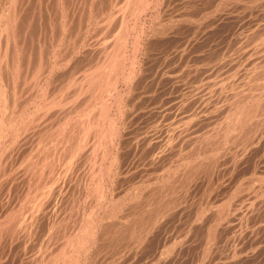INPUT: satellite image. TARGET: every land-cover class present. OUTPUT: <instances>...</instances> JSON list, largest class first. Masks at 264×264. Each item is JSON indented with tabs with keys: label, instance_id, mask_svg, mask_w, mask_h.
I'll use <instances>...</instances> for the list:
<instances>
[{
	"label": "rangeland",
	"instance_id": "obj_1",
	"mask_svg": "<svg viewBox=\"0 0 264 264\" xmlns=\"http://www.w3.org/2000/svg\"><path fill=\"white\" fill-rule=\"evenodd\" d=\"M22 2H23L22 7H23L24 13L28 12L29 14H26V13H25L26 15L22 14L23 16H22L21 20L23 22H21V20L19 21L20 23H23L21 25L22 26L26 25L25 23H27L28 20H30L29 22H31V24L34 26L36 25V23L38 25V22H39V25L35 26V27L36 28L39 27L40 30L45 28L46 30L44 29L43 31H46V33L45 32L43 33L42 30H41L42 32L41 31L39 32V29H36V31L38 30V32H36L37 34L34 31L32 33L30 30H28L25 33V36H23V35L18 36L17 35V37L15 39H19V44L23 43L21 48H24V49L20 50L21 56L24 55L23 54L24 52H25V56H26V58L24 56L21 57L20 53H19L18 57L19 58L21 57V59H19V60L21 61L22 58L24 57V59H26V60H24L25 62L29 61V59H30L29 54L31 52V48H32L34 42H36L35 45H37V43L40 41L39 42L40 47L42 46L41 43H43V42H44V44H47V45H44L46 47H43V48H45V49H43V51H45L44 52L45 54H46V50L50 48V43H52L51 49L53 48L54 51L51 54V56L46 55V59H45L44 53L42 52L43 53L42 58H44V59L41 58L40 61H42L43 64L41 62L40 67L43 70L39 71V77L36 79H39V81H42V84L43 85L46 84L47 87L51 86L50 88L48 87V89H47V87L45 85L44 86L45 88L42 89L43 93L47 89L48 92L51 91L50 94L51 93L53 94V92H52V91H54L53 89H56L54 91V94L56 96L54 97L53 96L54 94L53 95L51 94L52 96L50 97L51 100H49V102L53 101V103H50L48 105V107H51L52 104L54 106L52 105V107L50 108L51 109L50 113H49V110L47 113L46 106L44 107L46 109H42L43 106H41L42 102H40V101L43 100L42 98H43V96H45V94L42 95L43 93H42L41 89H38L36 86L34 87V85H32V82L22 83L24 85H22L20 82H17V84H19V88L17 86H16V88H17V91L18 90L20 91L17 93V99L19 101H21L20 104H23L26 101V103H25L26 109H28L26 111V113H28L29 110L31 112H30V115L28 116L29 119L26 118L24 113L21 114V116L15 115V116H17L16 119H18V121L22 120L21 122L23 123V127H21L20 125L18 126L19 131H17V136H18V134H19V136L15 137L16 140L14 139V142L10 141V140H9L10 141L9 142L3 136L4 140H6V141H5V144L3 146L1 145L2 146L1 149L3 148L5 150L4 151V157L5 158L7 157L5 159L7 161V162L5 161L6 162L5 164L8 168H9V165H11V167H13V168H16L14 165L17 166V163H19L20 160L23 158V157L21 158V156H24V154L27 152L26 149L29 150V148H30V147L26 148L24 146L34 145L36 143L35 141H37V139L40 142L38 144V146L41 148L43 147L44 149L47 150V147H48L47 143L48 142L44 141V143L46 142V144H43L42 139L40 137H38V134L42 130L46 131V129H47V131H49V130L54 131L53 129H55L56 130V131H54L55 133L51 134V138H55L54 144H53V141L51 143L52 145L49 143L50 148L54 147V150H55V151L53 150V154H54L53 158L55 159L54 164H56L55 162H57V161H58L57 163H59V159L61 160L59 164H62V163L64 164L66 161H68V163H69V162H71L70 158L72 157V163L71 164H75V166L74 165L72 166L71 164L69 165L68 163H67L68 165H66V166L67 167L72 166L73 168H70V169H72L74 171H71V172L72 173L74 172L76 174H74V173L72 174L71 172H69L70 171L69 168L67 170L66 169L67 167L64 166L65 168L61 169V171H62V173H60L61 176L58 173H57L58 175L57 174L55 175V176H58L56 178V181L58 183H60L59 185H58V183L56 186L54 185L56 187V189L58 190V191L55 190V187H54L55 192H54L53 196L55 199L52 196L53 200H52V198H51L52 201L49 200L51 203L47 202L46 205L42 206L43 208L42 207L40 208L39 214L41 216L38 215V220H37V223L35 226V232H34V234H36V235H33V238H32V236L28 237L27 235H29V234L24 236L23 239L26 241L24 243V246L20 240H19L20 244L17 243L18 239H15L16 241H14L16 244L13 241L11 242L12 243L11 244L10 238H9L10 235L7 236L8 230L4 229L5 230V232H4L0 228L1 229L0 235L2 236V237H0V239H1L0 244L2 243L1 244L2 247H0V256L2 257V258L0 257L1 262H3L4 264H8V261L11 260V261H9L10 262L9 264H27V259L30 257L31 260H29L30 258L28 259V264H30V263L34 264L33 262L36 261L35 257L33 256L35 254L34 250L36 252V247L38 246L40 239L43 236V234H46L43 236L45 240L43 238H42L43 240L41 239V241L43 243L40 242V244H39L40 246L38 248H40L42 246V244H43L42 248L44 246H46V242L48 241L49 238H51V239H49V242H47V243H51V242L53 243L54 241L58 240V239H56L58 237L60 241L58 240L57 242H54V244H56L58 242L59 243L62 242V240H64V241L67 240L70 236L71 237L68 240L71 239L69 242L72 241L71 242L72 246L70 245L69 242H68V244L71 247H73V246L78 247L79 245L77 244L78 243L77 240H78V237H80L79 235L82 232L81 233L78 232L76 222L77 223H81V222L84 223L85 220H88L90 218V214L94 213L93 215L95 216V218L97 219L99 217L98 220L101 221L98 223V224H100L99 225L100 230L99 231H97L96 229L95 230L97 232L101 231L102 234L101 233L95 234V239H96V237H98L96 235H100L98 237L97 241L94 240V241H96L95 244L90 243L91 244L90 246L85 245V246H83V248L81 246V248L83 250L81 249L78 253L80 254V252L86 250V251H84V257L86 255L85 264H87V263L88 264H91V263L92 264H99V263L100 264H114V263L115 264L116 263L117 264H197V263L198 264H209V262H210V264H264V201H263L264 191H262V189L264 190V185H263L264 184V145H263L264 144V138H263L264 137L263 136L264 135V122H262V121H264V84H263L264 83L263 82L264 81V74H263L264 73L263 72L264 71V67H263L264 66V64H263L264 63V44H263L264 28L262 27V26H264L263 25L264 24V14H262V13H264V3H263L264 0H262V1L261 0H256V1L255 0H53V1L52 0H44V2L42 0H38V1L37 0H23ZM9 3H10V0H0V5L2 7H8L7 4H9ZM38 3H40L41 10H38ZM50 3H51V5H49ZM260 3L263 5H261ZM132 4L135 7L134 6L132 7ZM253 4H254V6H253ZM245 6H247V7H245ZM116 8H117V10H116ZM132 9H133V11H132ZM242 9H243V11H242ZM49 11H51V12H49ZM62 11H65L67 14L66 13L64 14V12H62ZM260 11H262V12H260ZM110 12H111V14H109ZM31 13H33L34 16ZM38 13L39 14L41 13L40 14L41 16H39ZM123 13H125V14H123ZM30 14L33 16V19L30 18V17H32ZM61 14L63 15L64 18L61 16ZM65 15H66V17L67 16L68 17L65 18ZM256 16H258V17H256ZM35 17H37L38 19ZM39 17L42 19H44V18L48 19L49 18L48 19L49 21L47 19H46V21H44L45 20L44 19L42 21L43 23H41L40 20H42V19H39ZM60 17H62V18H60ZM28 18H30V19H28ZM51 18H53V19H51ZM255 19H257V20L255 21ZM252 20H253V24H251ZM60 21H61V26L62 25L65 26L67 23L66 21L70 22V23H67L69 25H66L64 27L65 30L69 27L67 30H69L70 33L67 30L65 31L63 29V27L60 26V24H59ZM34 22H35V24H34ZM48 22H49V24H48ZM106 23H107V25H106ZM255 23H257L256 26H252ZM40 24L44 25L43 28ZM259 25L260 26L262 25L261 28H259L260 27ZM40 26H41V28H40ZM46 26H47V28H46ZM20 28L18 27L15 34H20V32H21ZM24 28L25 27H23V29ZM51 28L54 32H57V33H54L52 30H50L51 32L54 33V34L50 33L54 36V38L52 37L54 40V43L51 42L52 38H50V37L52 35H50V34H49L50 36L47 35L50 32L49 29H51ZM61 28L63 29V31ZM256 29H258V30H256ZM260 29H262V30H260ZM47 30L49 32H47ZM119 30H120V32H119ZM255 30H256V32H255ZM18 31H19V33H17ZM71 31H73V32H71ZM259 31H260V33H259ZM66 32L69 34H66ZM253 32L255 35L253 34ZM27 33H29L28 36L26 35ZM34 33L37 36H34ZM40 34H42L44 37L46 34L49 37L48 39H50L49 42H48V40H45L47 38V36H46V38H43V36L42 35L40 36ZM58 34H60V37ZM70 34H71V36H70ZM113 35H114V37H113ZM261 36H262V41H261ZM23 37H25V39ZM66 37L68 39L70 37L71 38L68 40V39H66ZM250 37H252V38H250ZM55 38L58 40V42H55V41H57V40H55ZM112 38H113V40H112ZM118 38H120L121 40H118ZM28 39H30V40L32 39L31 40L32 44L30 43L31 41L28 42ZM23 40H24V42H22ZM67 41H69V42H67ZM108 41H110V42L108 43ZM27 43H29L30 45H27ZM53 44H55V45L53 46ZM37 46L39 47V44ZM37 46H35V47H37ZM69 47H70V49H69ZM256 49H258L259 51L258 50L256 51ZM25 50L26 51L29 50L30 52L29 51L26 52ZM32 51H34V50L32 49ZM58 52H60V54ZM104 52L105 53L107 52V53L105 54ZM26 54H28V55H26ZM63 54H64V56H63ZM65 54H67V55H65ZM110 56H111V59H110ZM99 58H101V59H99ZM250 58H252V59H250ZM48 59H50V62ZM102 59L105 62H100V61H103ZM65 60H66V62H65ZM44 61L47 62L46 65H45ZM110 61H112V62H110ZM48 63L51 64V66ZM100 63L102 64V66L99 65ZM113 64H114V66H113ZM129 66L131 69L129 68ZM48 68H51L50 71H48V73L50 72L49 74L46 73L47 72L46 70ZM82 68L86 69V70H83ZM114 68H116V70ZM215 68H217V69H215ZM240 68H241V70H240ZM113 69H114V71L112 72ZM87 70H89V72ZM93 70L94 71L98 70L99 74H97L98 72L96 71V74L94 76L93 73H95V72ZM221 70H223V71L221 72ZM28 72H29V70H28ZM81 72L84 76L82 74H80ZM29 73H31V72H29ZM85 73L87 75H89L90 77L85 76L86 75ZM90 73H92L93 76ZM254 74H256V76ZM67 75H68V77L65 78V76H67ZM79 75H81L82 77ZM96 75L97 76L100 75V76H98V78H96L97 77ZM40 76H42L41 80H40ZM44 76L46 78L48 77V79H46ZM125 76H126V78H125ZM132 76H134L133 79H132ZM219 76H221V77H219ZM262 76H263V78H262ZM21 77H22V75L20 76V80L22 79ZM55 77H56V79H55ZM71 77H72L73 81L71 80ZM30 78H34V77L31 76ZM61 78H63V79H61ZM69 78H70V81H69ZM82 78H83V80H86V82H84L85 84H82L83 83ZM219 78H221V79H219ZM42 79L43 80L45 79L46 82L44 83L45 80L43 81ZM64 79H65V81H64ZM88 79H90V80H88ZM95 79H96L97 84L95 82ZM248 79H249V82H248ZM27 80H30V79H27ZM79 80H82L81 81L82 83H79L80 82ZM31 81H32V79H31ZM47 81H48V83H47ZM50 81L52 84L49 83ZM255 81H258V82H255ZM61 82H64L65 84H63ZM113 82H115V83L113 84ZM66 83H70V84L73 83V85L66 84ZM53 84L54 85L58 84V85L53 86ZM59 84H62L63 86L66 87V88H64V90L67 89V87L69 88V90L68 89H67V91L65 90L66 92L62 91L63 87L60 88L62 85L60 86ZM79 84H80V86L82 85V87H84L82 89L83 91L79 89V87H80ZM90 84L93 85L92 86L93 88L91 87ZM94 84H96V85H94ZM68 85H70V86H68ZM76 85L79 86L78 89L82 93L78 94L80 91H77L78 89L76 90V88H77ZM253 85H255L256 87ZM22 86H23V88H22ZM52 86H53V88H52ZM57 86H59L60 89ZM104 86H105V88H104ZM257 86H259V87H257ZM135 87H136V89H135ZM32 88H33V91H31ZM95 88H97V89H95ZM190 90H192V92ZM30 91H31V93H30ZM56 91H58L60 94L55 93ZM76 91H77V93H76ZM89 91L90 92L94 91V92L90 93ZM243 91H244V93H243ZM260 91H262V92H260ZM32 92H34V93H32ZM83 92H84V94H83ZM233 92H234V94H233ZM236 92H238V93H236ZM61 93L63 94V96ZM96 93H97V95H96ZM201 93L203 94V96ZM227 93H229L230 95ZM247 93H248V95H247ZM30 94L32 96L35 95L36 99L31 98ZM111 94L113 96H116V97L114 98ZM115 94H118V96ZM57 95L59 97H57ZM79 95H81V96H79ZM94 95H96V96H94ZM92 96H94V97H92ZM228 96L231 99L230 101H228V99H229ZM237 96L239 99H241V101L238 98L237 99L235 98ZM52 97H54L55 99L57 98L58 103L62 104L61 105L62 107H63V103H64L63 101H65V99L67 97H68V100L70 98L69 102H67L68 100L66 99V101H65L66 104L64 103L65 106L67 104H69V106L66 107L67 109L64 108L67 111L64 109H63V111L60 110L62 107L60 105H58L59 106L58 107L56 105L57 100L54 101V98L52 100ZM71 97H73V98H71ZM79 97H80V99H78ZM217 97H218V99H217ZM243 97H244V99H243ZM255 98H256V100H255ZM61 99H62L63 103L61 102ZM87 99H88V101H87ZM260 99L262 101H259ZM18 100H17V102H19ZM71 100H73V101L71 102ZM45 101H46V99H45ZM75 101H77V103ZM225 101H227L226 104L224 103ZM97 102H99V103H97ZM235 102L237 104L241 103L243 106H241V104L240 105L239 104L234 105ZM252 102H253V104L256 102V107H255V104L254 105L252 104ZM185 103H187V104H185ZM214 103H216V104H214ZM227 103L228 104L233 103V104L228 105ZM222 104H223V107L220 108L222 106ZM28 105H29V107H28ZM72 105H73V107H71ZM108 105L110 108L107 107ZM213 105L215 107H212ZM250 105H251V108L255 112L250 107H248ZM252 105H253V107H252ZM18 106L19 105L17 104L15 106V109H18L17 108ZM91 106H95V110L93 109L94 107L91 108ZM235 106H237L238 110L236 109ZM240 106L242 107V109L239 110V108H241ZM89 107H90V109H89ZM232 107L235 109H233ZM254 107H255V109H254ZM37 108H38V112L36 111ZM39 108L42 109V111L43 110L46 111V116L48 117V121H47V117L44 116V114H45L44 111H43L44 113L42 111H40V114L43 113L42 115L37 114V113H39ZM58 108H60V109H58ZM219 108L222 110H219ZM243 108H245V109L247 108V109L245 110ZM81 109H83V110H81ZM224 110L225 111L229 110V112H232L233 114L235 113L234 114L235 116L233 115L231 118H229L228 122H227L228 112L225 113ZM241 110H244V111L241 112ZM247 110L250 112H252V111L253 112L250 113ZM187 111H188V113H187ZM223 111H224V113H223ZM245 111H246V113L244 114ZM58 112L60 114H58ZM63 112H64L65 116L69 117V119H67V117L66 118L64 117L66 119V122L64 120L65 125L63 123V116L61 115V114H63ZM191 112H193V113H191ZM218 112H219V114H216ZM257 112H258V114H257ZM78 113H80L79 114L80 117H79ZM237 113H238V116L236 115ZM241 113L244 114L243 117H246V118H244L245 120H243L242 116H241L242 118L240 117V115H242ZM85 114H87V115H85ZM204 114H205V116H203ZM212 114H214V115H212ZM222 114L223 115L225 114V115L221 116ZM255 114H257V115H255ZM56 116H58V117H56ZM236 116L239 117L238 118L239 120L237 119ZM261 116H262V118H260ZM76 117L78 119H80V120H78L79 122L80 121L81 122L83 121V122L79 123L77 121V119L74 120ZM206 117H207V119H206ZM221 117L224 119L221 120L220 119ZM42 118H44V119L42 120ZM88 118H89V120H88ZM95 118L97 120H95ZM255 118L256 119L258 118V119L256 120ZM3 119H5V118H3ZM12 119L14 120L13 117H12ZM12 119L8 118V121L7 122L5 121L6 126L8 125L7 126L8 131H9V127H10L9 125H11L9 121ZM38 119H39V122H38ZM103 119H104V121H103ZM230 119H231V121H230ZM235 119H237V120H235ZM28 120L31 121L30 123H32L31 125L33 126L32 127L33 131L31 130V132H33V133L30 132L31 128L29 126L30 123L28 122ZM203 120H205V121L203 122ZM71 121H73L75 124ZM91 121L93 122L92 125L89 124V123H92ZM232 121H234V122H232ZM240 121H242L243 124L239 125V127H238V125H234L231 127L229 126L230 124H237V122H240ZM95 122L97 124H95ZM110 122L111 123L113 122L112 123L113 125ZM225 122H226V124H225ZM42 123H46V124H44L45 125L44 127L41 126ZM58 124H61V126ZM80 124H81V127H80ZM86 124H88L90 127H88V125H86ZM176 124H178V125H176ZM75 125H76V127H75ZM84 125H86V126H84ZM93 125H94V127H93ZM98 125H100V126H98ZM226 125H228L227 128H229L227 132L225 131ZM39 126H41L43 129H41ZM51 126H52V128L53 127L54 128L51 129ZM63 126H64V128L62 129ZM171 126H173V127L171 128ZM47 127H49V128H47ZM69 127H70V129H69ZM95 127H97V128H95ZM235 127L237 129L236 131H235ZM83 128H84V130H83ZM93 128H95V129H93ZM109 128H112L113 130L109 129ZM187 128H188V130H187ZM238 128H239V130H238ZM59 129H60V134H58ZM61 129L63 130V133H62ZM96 129H98L97 133H96ZM184 129H186V130H184ZM193 129H195L196 131ZM26 130L29 133V137L30 138L32 137L31 140L27 136L28 133L26 132ZM69 130H71L72 132H70ZM82 130L84 132H85V130H89V131H88V133H84ZM93 130L96 133V138L99 137V139H96L94 137L95 133L93 132ZM99 130L100 131L103 130V131L100 133ZM240 130H242V131L238 132ZM78 131H80V132H78ZM254 131H256L257 133ZM75 132H76V134H75ZM109 132H110V134H109ZM259 132H260V135H259ZM71 133L72 134L74 133L77 136V139L75 138L76 136L72 135ZM230 133L232 134V136H230L231 135ZM30 134L33 135L34 137L30 136ZM53 134H56L55 135L56 137H54ZM57 134H58V136H57ZM82 134L87 135V136H83V138L86 137V138H84V140H83V138H81L82 136H80ZM97 134L99 136H97ZM168 134L171 136H169ZM184 134H186V135H184ZM66 135H67V137H66ZM91 135H92V137H91ZM100 135L103 137L101 139H104V140L100 139V137H101ZM187 135H188V137H187ZM197 135H199V136H197ZM68 136H69L70 140H68L69 139ZM220 136H223V138ZM248 136H250V138ZM24 137L28 138V139L26 138L27 142H29L28 144L26 141H24ZM48 137L50 138V136H48ZM219 137H220V139H219ZM229 137H231V139ZM246 137H247V139H246ZM257 137H258V139H255ZM42 138H44V134L42 135ZM56 138L59 139V141ZM71 138L75 139L74 140L75 142L73 140H71ZM90 138H92V139L90 140ZM159 138L160 139L162 138L161 141ZM216 138H217V140H216ZM34 139H36V140H34ZM63 139H64V141H63ZM85 139H86V141H85ZM93 139H94V141L96 140V144L93 141ZM181 139L182 140L185 139V140L182 141ZM242 139H244V140H242ZM17 140H18V142L21 143V146H20V143L18 144V146L16 145ZM88 140L90 142L92 141L91 142L92 144L90 142H89L90 144H88V142H87ZM99 140H100V142H99ZM239 140H240V142H239ZM81 141H82V143H84V142L85 143L82 144ZM226 141L229 143H226ZM23 142H24V144H23ZM93 142L95 145L93 144ZM73 143L79 144L78 146L82 145L80 147V150L78 149L77 145H74ZM125 143L127 144V146L125 145ZM196 143H198V144H196ZM70 144L72 146L71 148H70ZM205 144H207V145H205ZM14 145L16 146L17 151L14 150V149H16ZM68 145H69V147H68ZM90 145H93L94 147L96 146V148L94 149V147L93 146L91 147ZM63 146L64 147L67 146V147L64 148ZM84 146H85L86 150L83 148ZM181 146H182V148H181ZM244 146H245V148H243L244 150L241 149ZM57 147H58V149H56ZM61 147H63V148H61ZM136 147H137V149H136ZM178 147H179V149H178ZM225 147H227V148H225ZM20 148H21V150H20ZM22 148H24L25 150ZM66 148H69L70 150L69 149L66 150ZM98 148H99V150H98ZM64 149L66 150L65 153L63 151ZM71 149L74 151L71 152ZM245 149L246 150L248 149V150L246 151ZM23 150L25 151V153ZM68 150H69V152H68ZM100 150H101V152H100ZM1 151L2 150H0V153H2ZM20 151H22V154ZM77 151H78V153H75ZM223 151H224V153H223ZM70 152L72 153V156L69 157V160H67L66 159L67 156H65V155L70 154ZM82 152L84 153V155H82L83 154ZM253 152H255V153H253ZM11 153L15 154V156ZM73 153H74V155H73ZM168 153H169V155L170 154L171 155L169 156ZM201 153H202V155H201ZM121 154H122V157L120 156ZM172 154H174V155H172ZM238 155H240V156H238ZM16 156L20 159L18 160V158H14ZM56 156L59 158L57 159ZM95 156H96V158H95ZM159 156H160V158H159ZM175 156H178V158H176ZM75 157L77 160L75 159ZM209 157H211V158H209ZM79 158H81V159H79ZM94 158H95V160H94ZM162 158H164V159H162ZM10 159H12V161H10ZM172 160H174V161H172ZM15 161H18V162L14 163ZM74 161H76V162H74ZM80 161H84V163L81 162L84 164V167H83V165H81ZM158 161H160V162H158ZM244 161H246V162H244ZM150 162H151V164H150ZM92 163H94V164H92ZM59 164H57V165H59ZM77 164H78V166H77ZM85 164L88 165V167H86ZM226 164H228V165H226ZM100 165L103 167L101 168ZM233 165H234V168H233ZM97 166L100 168L99 171L102 172L104 176L102 175V173L99 172V173H97L98 175L97 174L94 175L97 178V179H95V177L92 175L93 173H91V171H92V169H98V168H96ZM175 166H177V167H175ZM201 166H202V168H201ZM107 167H108V169L106 170ZM168 167H170V168H168ZM85 168H87V170ZM84 169L86 171H82ZM102 169H104V170H102ZM161 169H163V170H161ZM164 169H166V170H164ZM66 170L68 173L65 174L64 172ZM110 170H111V172H110ZM76 171H79L78 174ZM89 171L91 174L89 173ZM82 172H85V173L87 172L88 175H86V174L84 175ZM253 173H255V174H253ZM89 174H90V176H89ZM141 174H143V175H141ZM66 175L69 176L67 179L65 178ZM100 175H101V178H100ZM250 175H252L253 177ZM59 176L61 177V180H60ZM62 176H64L63 177V180L65 179L64 182L67 180L66 185H65V183L61 182V181H63ZM199 176H200V179H199ZM162 177H165V178L162 180L161 179ZM183 177H184V179H183ZM260 177H261V179H260ZM8 178H6L7 181H8ZM76 179H79L80 182ZM81 179H82V181H81ZM68 180H69V182L73 181V183H72L73 185L71 183H69ZM94 180H96L95 183H94ZM1 181L2 180L0 179V182ZM4 181H5V179L3 180V183H4ZM20 181H21L20 179H17V181H15L16 183L12 182L13 185L11 183H8V188H6L2 182L0 183V192H1L0 193V200L2 199L0 201V204H3V206L0 205L1 212H2V210L4 211L6 206H8L7 204H9V206L14 207L15 209L17 208L18 203H16V201L13 203L12 201H13V199H15L17 197L16 195H18V194L20 195V192L22 189L21 183H23ZM83 181L86 183H84ZM253 181H254V183H253ZM176 182H178V184ZM190 182H192V183H190ZM61 183H63V186ZM74 183L75 184L78 183V185H77L78 187L76 190L77 192L79 190L78 188H80L79 185H81V188H80L81 191H79L78 193L73 191L74 188L76 189ZM145 183L147 186L145 185ZM84 184H87V185H84ZM174 184H175V186H174ZM211 184H212V186H211ZM1 185H3V186H1ZM69 185H70V187H69ZM88 185H89V188H88ZM92 185L96 188V190H94L92 188L93 187ZM17 186H19V187H17ZM59 186H60V188L63 187L64 189L58 188ZM208 186H209V188H208ZM258 186L260 188H258ZM67 187H69V189H66ZM158 187H160V188H158ZM164 187H165V189H164ZM261 187H262V189H261ZM130 188L131 189L133 188V189L131 190ZM82 189H84V190H82ZM85 189H88V190H85ZM158 189H159V191H158ZM256 189H258V190H256ZM68 190H70V191L72 190V191L68 192ZM97 190H98V192H95ZM260 190H261V192H260ZM12 191H13V193H12ZM16 191L18 192V194ZM100 191H101V193H99ZM162 191H163V193H160ZM85 192L86 193L88 192L87 193L88 196H86ZM249 192H250V194H248ZM258 192H260V193H258ZM74 193H76V194H74ZM79 193L82 195H80ZM94 193L98 194V196L95 195ZM103 194H104V197L105 196L106 197L104 199L102 198L103 203H100V202H102V201H99L100 196H103ZM256 194H258V195L256 196ZM150 195H152V197H155V198L150 197ZM259 195H260V198L258 197ZM81 196H83L82 197L83 199L81 198ZM94 196H97L98 199H96V197H94ZM162 196H164V198ZM245 196L247 197V200H246ZM10 197H11V199H10ZM85 197L87 199L89 198L91 201L89 199L86 200ZM108 197L110 198L111 202H115V198L119 197V198H121L123 204H125V205H123L121 210H118L116 212V214H115L116 216L113 218V220L110 217L104 216V214L106 213V210L108 209V207H110L109 201H106V199L109 200ZM128 197H130V198H128ZM135 197H136V200H135ZM159 197H160V199H159ZM64 198H65V200H64ZM171 198H173V199H171ZM240 198H243V199H240ZM254 198H255V202H253ZM258 198L261 200H259ZM3 199H4V201H3ZM94 199H96V200H94ZM165 199L166 200L169 199V200L166 202ZM144 200H147V201H144ZM153 200H155V201H153ZM241 200H243V201H241ZM73 201H76V203H74ZM77 201H78L79 205H78ZM80 201H82V202H80ZM143 201H144V203H143ZM177 201H178V203H177ZM122 202H120V203H122ZM169 202H171V203H169ZM224 202H227V203L223 205ZM52 203H54L53 206H52ZM236 203H238V204H236ZM4 204H5V206H4ZM16 204H17V206H16ZM95 204H96V206H95ZM225 205H226V208H225ZM227 205H229V206L227 207ZM77 206H79V208ZM101 206H103L102 208L105 207L104 210L105 209L106 210L104 211L101 208ZM236 206L237 207L239 206L238 207L239 209H237ZM67 207L69 208V210H67ZM72 207H74V208H72ZM156 207H157V209H156ZM49 208L50 209L53 208V209L50 210ZM223 208L225 211L222 210ZM234 208H236L237 210H240V211H236V209L234 210ZM44 209H47V211L50 210L52 213L50 211H48L49 212V214H48V212ZM72 209L73 210L75 209V210L73 211ZM132 209H136V213L134 212V210L132 211ZM226 209L230 213L227 212ZM90 210L92 211V213L90 212ZM54 211L56 214L54 213ZM70 211H72V212H70ZM142 211H144V212H142ZM85 212H86V214H84ZM126 212H127V214H126ZM155 212H156V214H155ZM217 212H220L222 214H225L227 212L225 214V216L226 215L227 216L225 217L223 215L224 216L223 217L222 214L219 213V215H218ZM60 213H62L63 215ZM137 213L140 214V216L141 215L142 216L141 217L137 216L138 215ZM199 213H201V215ZM242 213L243 214L246 213V214L243 215ZM1 214L3 215V212ZM44 214H46V215H44ZM231 214H233V216ZM2 215H0L1 216L0 218L2 220V221L0 220L2 222V223L0 222V224H3L4 227H7L6 226L7 224L3 223V220L5 223H7L6 219H3L5 217L7 218V215L6 216L3 215L4 217H2ZM49 215L54 216V217L50 218L51 216L48 217ZM65 215H67V216H65ZM69 215H70V217H69ZM73 215H74V218L72 217ZM149 215H151V216L155 215V216L150 217L151 220L148 219V221H147L146 219L149 218V217H147ZM57 216H58V218H57ZM80 216H81V218H80ZM142 217H144V218L147 217V218L143 220ZM157 217H158V219H157ZM215 217L216 218L218 217L217 218L218 220ZM232 217H233V221L231 219ZM234 217H235L236 221H235ZM75 218L77 221H75ZM127 218L132 219V220L130 222L129 221L126 222L124 219L128 220ZM222 218H224V219L226 218L225 222L224 221L222 222V220H224ZM48 219H51V220H48ZM68 219L70 221H72V219H74V222H69ZM138 219H140L139 222H138ZM212 219H214V221L217 220L218 224L214 223L215 226L212 225L214 222ZM219 219H222V220H219ZM38 221H39V223H38ZM46 221L47 222L49 221V222L47 223ZM54 221H55V226L51 228L49 235H47V229L46 228L49 225H54ZM59 221H60L59 225L61 224L60 227H59V225H56ZM109 221L110 222L112 221L111 224ZM134 221H136V223ZM140 221H142V222H140ZM145 221H147V222H145ZM156 221L159 223H157ZM210 221H212V222H210ZM85 222H87V221H85ZM118 222L121 225H118L117 224ZM122 222L124 224L127 223V224H125L127 226L121 227V226H124L122 224ZM220 222H221V224H219ZM232 222H233V224H232ZM42 223H44V224H42ZM72 223H74V224H72ZM88 223L89 222H87V224ZM105 223L106 224L108 223V224L106 225ZM113 223L115 224V226H119L118 228L120 230H123V228L125 229V228L129 227V232H131L133 230L135 232V234H138L139 238L136 239V242L134 241V245L129 246V245H131L129 243L131 242L130 240L133 238L134 234L132 231V236H130V235L128 236V234L126 233V231H128V229L125 231V234L123 233V235H121L120 238H117V240L119 242L116 241L112 244L113 240L114 239L116 240V236L113 234V231L109 225H113ZM129 223L131 225H129ZM225 224L227 226H225ZM39 225H40V227H39ZM42 225H44L45 227ZM211 225L213 228L210 227ZM236 225H238V226H236ZM62 226H63V229H62ZM68 226H72L71 229ZM0 227H2V225H0ZM41 227H43V228H41ZM55 227H57L56 230H53V228L55 229ZM74 227L77 231L74 229ZM101 227L103 228V230ZM131 227H132V229H131ZM148 227H149V229H148ZM205 227H207V228H205ZM44 228L46 230H44ZM66 228L68 230H71V231L73 229L76 232L72 231L73 234L70 233L69 236L67 235V239H63L66 237L65 236L62 238L63 233L65 231L67 233ZM118 228L116 227V230H118ZM238 228H239V230H238ZM216 229H217V231H214ZM231 229L233 231H231ZM250 229L252 230V232ZM106 230H108V233ZM37 231H39V232H37ZM138 231L140 234L138 233ZM219 231H220V233H219ZM59 232L62 234H59ZM214 232L215 233L217 232V234L215 235ZM66 233H64V234H66ZM229 233H230V235H229ZM50 234H51V236H50ZM53 234H55V235H53ZM56 234H59V236H57ZM75 234H77V237ZM151 234H152V236H151ZM248 234H250V235H248ZM212 235H214V237ZM227 235H229V236H227ZM54 236H55V238H54ZM212 237H213V239H211ZM60 238H62V239H60ZM76 238H77V240H76ZM6 239H8L9 241ZM29 239H31V240H29ZM34 239H36V241H38V242H33ZM205 239H206V241H205ZM209 239H211V241L212 240L213 241L211 242ZM4 240H6L7 243ZM99 240H100V242H99ZM102 240L104 243L102 242ZM31 241L35 244H33ZM128 241H130V242H128ZM8 242H9V244H8ZM52 243H51V245H52ZM19 245H21V246H19ZM119 245H120V247H119ZM125 245H126V248H125ZM28 246L33 248V249H29L31 252L27 250L29 248ZM97 246H99V248ZM108 246H110V247H108ZM127 246H129L130 248L134 247V246L135 247L131 248L132 249L131 250ZM219 246H220V248H218ZM3 247H4V249H3ZM10 247L12 249H14L15 253L11 254V252L13 250ZM14 247L15 248L17 247V249H15ZM22 247L23 248L26 247L27 249L26 248L23 249ZM84 247H86V248H84ZM87 247H89V249ZM6 248H8V249H6ZM42 248L39 249V251L40 250L42 251ZM22 249L25 253L28 251L27 254L24 253L26 255L25 256L26 260L24 259V256H23L24 254H22L23 253ZM25 249H26V251H25ZM44 249H46V247ZM44 249H43V254L45 251H47ZM113 249L115 251H113ZM5 250H6V252L8 251V253L10 252L9 256L7 255L8 253L4 252ZM54 250L52 249V251H54ZM116 250L118 251V253H116L117 255L116 254L114 255ZM95 251H96V253H95ZM202 251L205 253V255ZM231 251H233V252H231ZM120 252L121 253L123 252V253L121 254ZM2 253H3V255H6L7 258L9 257L10 259L8 258L7 259L8 261H7L6 258H4L6 256L3 257ZM28 253H29V256H28ZM30 253H31V255H30ZM14 254H16V255H14ZM13 255L15 256V258ZM48 255H49V253H47V256ZM108 255L113 256V257H111L113 259V261L110 262L111 258ZM231 255H233V256H231ZM19 256H21V257L23 256V258H21V257L18 258ZM80 256L75 257V261L73 258H72L73 260L71 259V261H68V259L65 261H67V264H69V262H71L72 264H77V262L78 263L81 262L82 255H80ZM212 256L214 257V259ZM43 258L45 260V256ZM76 258H77V260H76ZM108 258H109V260L107 261ZM21 259H23V260H21ZM12 260H13V262H12ZM15 260H16V263H14ZM19 260H21L22 262L20 261V263H19ZM37 261H39L41 264L43 259L41 261L40 260H37ZM73 261L75 263H73ZM1 262H0V264H3ZM62 262H64V261L60 262V260H58L57 264H59V263L63 264ZM38 263H36V264H38ZM65 264H66V262H65Z\"/></svg>",
	"mask_w": 264,
	"mask_h": 264
},
{
	"label": "bare ground",
	"instance_id": "obj_2",
	"mask_svg": "<svg viewBox=\"0 0 264 264\" xmlns=\"http://www.w3.org/2000/svg\"><path fill=\"white\" fill-rule=\"evenodd\" d=\"M23 0H10V3L9 4H7L8 5V7H2L1 5H0V150H2L1 152L2 153H0V179L2 180L1 182L3 183V180L5 179V181H4V186L6 187V188H8V183H11L12 185H13V183L12 182H15V181H17V179H20L21 181L20 182H23V183H21L22 184V189H21V192H20V195L18 194V190L16 191L17 192V194L19 195H16L15 197V199H13V203L16 201V203H18V206H17V204H16V206H17V208L15 209L14 207H12V206H9V204H7L8 206H6V208L4 209V211L2 210V212H3V215L4 216H6L7 215V218L5 217V218H3V219H6V221H7V223H5L4 222V220H3V223L4 224H7L6 226L7 227H4V225L3 224H0V225H2V227H0L4 232H5V230L4 229H7L8 231V234H7V236L8 235H10V243L13 241H16L15 239H18V241H17V243H19L20 241H21V243H23V246H24V243L26 242L24 239H23V237L24 236H26L27 234H29V235H27L28 237L29 236H32V238H33V235H36V234H34V232H35V226H36V223H37V220H38V215H40L39 214V210H40V208L42 207V206H44V205H46V203L48 202H50V201H52L53 200V198H54V196H53V194H54V187L57 185V181H56V178L58 177V176H55L57 173L58 174H60V173H62V171H61V169H63V168H65L64 166H66V165H70L71 163H72V153L71 152H73L74 150H72L71 149V152H70V154H68V155H65V156H67L66 157V159L67 160H69V157H71L70 158V161L71 162H69L68 163V161H66L64 164L62 163V164H59L60 163V159H59V163H57V162H55L56 164H54V161H55V159L53 158V150H54V147H51L50 148V146H49V143L51 144L52 143V141H53V144H54V139L55 138H51V134L52 133H55L54 131H56L55 129H53L52 128V126H51V129H53L54 131H52V130H49V131H47V129H46V131L44 130H42L41 132H39V134H38V137H40L41 139H42V143L43 144H46V142L44 143V141H47L48 143H47V150L46 149H44L43 147L41 148V147H39L38 146V144L40 143L39 142V140L37 139V141H35L36 143L34 144V145H29V146H24V147H30L29 148V150L28 149H26V153H25V149L24 148H22V149H24L23 151H24V156H21V160H20V162L19 163H17L18 161H15L14 163H17V166L16 165H14L16 168H13V167H11V165H9V168L6 166V158L4 157V149L2 148L1 149V147L5 144V141L6 140H10V141H13L14 142V139H15V137H18L19 136V134H18V136H17V131H19L18 130V126L20 125L21 127H23V123L21 122V121H18V119H16V117L17 116H15V115H20L21 116V114H23L24 113V115L26 116V118H28V116L30 115V110H29V112L28 113H26V111L28 110V109H26V101H25V103H23V104H20V102L21 101H19L18 99H17V93L18 92H20L19 90L17 91V88H16V86L19 88V84H17V82H20L21 84L22 83H26V82H32V85H34V87L36 86L38 89H41V91H42V89H44L45 87V85H43L42 84V81H39V79H36V78H38L39 77V71L40 70H43L41 67H40V64H41V62L42 61H40L41 60V58L43 57V53L45 52V51H43V49H45V48H43V47H46V46H44V45H47V44H44V42L43 43H41V47H40V41L37 43V45L39 44V47L37 46V45H35L36 44V42H34V44H33V46H32V48H31V52H30V59H29V61H27V62H25L24 60H26V59H24V57L26 58V56H25V52L23 53L24 55H22V56H24L23 58H22V60L20 61L19 59H21V53H20V50L21 49H24V48H21L22 47V44H19V39H15L16 37H17V35L19 36V35H23V36H25V33L28 31V30H30L32 33H33V31L36 33V32H38V30L36 31V29H39V27H35V26H38L39 25V22H38V25H37V23H36V25L34 26V25H32L31 24V22H29L30 20H28L27 21V23H25L26 25H21V24H23V23H20L19 21L22 19V14H29L28 12H25L24 13V11H23V7H22V5H23V2H22ZM38 1V0H37ZM43 2H44V0H42ZM53 1V0H52ZM256 1V0H255ZM262 1V0H261ZM66 2V1H65ZM124 3V2H123ZM130 3V2H129ZM258 3V2H257ZM264 3V2H263ZM238 4V3H237ZM261 4V3H260ZM49 5H51V3L49 4ZM259 5V4H258ZM261 5H263V4H261ZM260 5V6H261ZM6 6V5H5ZM134 5L132 4V7H133ZM249 6V5H248ZM253 6H254V4H253ZM108 7V6H107ZM135 7V6H134ZM237 7V6H236ZM235 7V8H236ZM240 7V6H239ZM245 7H247V6H245ZM263 7V6H262ZM64 8V7H63ZM118 8V7H117ZM117 8H116V10H117ZM253 8V7H252ZM65 9V8H64ZM148 9V8H147ZM38 10H41V6H40V3H38ZM50 10V9H49ZM66 10V9H65ZM260 10V9H259ZM68 11V10H67ZM131 11V10H130ZM132 11H133V9H132ZM242 11H243V9H242ZM49 12H51V11H49ZM62 12H64V14L66 13L65 11H62ZM70 12V11H69ZM68 12V13H69ZM92 12V11H91ZM112 12V11H111ZM111 12L109 13V14H111ZM245 12V11H244ZM260 12H262V11H260ZM135 13V12H134ZM25 14V15H26ZM32 15H33V13H31ZM30 14V15H31ZM41 14V13H40ZM39 13H38V15L39 16H41ZM67 14V13H66ZM113 14V13H112ZM123 14H125V13H123ZM262 14H264V13H262ZM261 14V15H262ZM24 15V16H25ZM31 15V16H32ZM50 15V14H49ZM255 15V14H254ZM28 16V15H27ZM34 16V15H33ZM33 16L32 17H30V18H32L33 19ZM61 16L63 17V15L61 14ZM62 17H60V18H62ZM68 17V16H67ZM66 17V15H65V18H67ZM128 17V16H127ZM256 17H258V16H256ZM26 18V17H25ZM30 18H28V19H30ZM35 18H37V17H35ZM34 18V19H35ZM64 18V17H63ZM116 18V17H115ZM31 19V20H32ZM38 19V18H37ZM36 19V20H37ZM39 19H42V18H40L39 17ZM45 19V18H44ZM44 19H42V20H40V22L41 23H43L42 21L44 20ZM47 19V18H46ZM46 19L44 20V21H46ZM49 19V18H48ZM47 19V20H48ZM51 19H53V18H51ZM111 19V18H110ZM263 19V18H262ZM112 20V19H111ZM251 20V19H250ZM257 19H255V21H256ZM35 21V20H34ZM49 21V20H48ZM65 21V20H64ZM69 21V20H68ZM68 21H66L67 23H70V22H68ZM86 21V20H85ZM119 21V20H118ZM21 22H23L22 20H21ZM36 22V21H35ZM35 22H34V24H35ZM54 22V21H53ZM65 22V23H66ZM64 23V24H65ZM66 23V25H69V24H67ZM119 23V22H118ZM46 24V23H45ZM48 24H49V22H48ZM54 24V23H53ZM60 26H61V21H60ZM251 24H253V20H252V23ZM256 24L257 23H255L254 25H252V26H256ZM261 24V23H260ZM21 25V26H20ZM41 25V24H40ZM65 25V26H66ZM106 25H107V23H106ZM264 25V24H263ZM42 26V28H43V24L41 25ZM41 26H40V28H41ZM48 26V25H47ZM47 26H46V28H47ZM53 26V25H52ZM51 26V27H52ZM55 26V25H54ZM65 26H61V27H63V29L65 30ZM251 26V27H252ZM260 26V25H259ZM262 26V25H261ZM261 26L259 27V28H261ZM18 27L20 28V34H15V32L17 31V29H18ZM23 27H25L24 29H23ZM59 27V26H58ZM250 27V28H251ZM263 28H264V26H262ZM49 28V27H48ZM53 28V27H52ZM52 28L51 29H49V31L50 30H52ZM69 28V27H68ZM67 28V29H68ZM256 28V27H255ZM258 28V27H257ZM258 28V29H259ZM45 29V28H44ZM44 29H41L42 31L44 30ZM56 29V28H55ZM62 29V28H61ZM63 29H62V31H63ZM66 29V30H67ZM258 29H256V30H258ZM40 29H39V32L41 31ZM46 30V29H45ZM65 30V31H66ZM256 30H255V32H256ZM260 30H262V29H260ZM41 31V32H42ZM48 30H47V32H49ZM53 31V30H52ZM58 31V30H57ZM67 31H69V30H67ZM74 31V30H73ZM73 31H71V32H73ZM46 33V31H43V33ZM54 32V31H53ZM53 32H49L47 35H49L50 33H53ZM119 32H120V30H119ZM258 32V31H257ZM17 33H19V31L17 32ZM22 33V34H21ZM35 33H34V36H37V35H35ZM54 33H57V32H54ZM53 33V34H54ZM65 33V32H64ZM69 33H70V31H69ZM69 33H67L66 32V34H69ZM250 33V32H249ZM259 33H260V31H259ZM28 34L29 33H27L26 35L28 36ZM37 34V33H36ZM62 34V33H61ZM73 34V33H72ZM120 34V33H119ZM245 34V33H244ZM253 34H254V32H253ZM42 34H40V36H41ZM46 34H45V37L43 36V38H46V36H47ZM50 35H52V34H50ZM49 35V36H50ZM59 35V37H60V34H58ZM65 35V34H64ZM255 35V34H254ZM15 36V37H14ZM56 36V35H55ZM70 36H71V34H70ZM245 36V35H244ZM263 36V35H262ZM262 36H261V41H262ZM22 37V36H21ZM20 37V38H21ZM54 38V36L52 35L50 38ZM69 37V36H68ZM113 37H114V35H113ZM116 37V36H115ZM253 37V36H252ZM252 37H250V38H252ZM264 37V36H263ZM24 39H25V37H23ZM27 38V37H26ZM36 38V37H35ZM38 38V37H37ZM49 37L47 36V38L45 39V40H48V42H49V40L50 39H48ZM53 38L51 39V42H53L54 43V40H53ZM71 38V37H70ZM69 38V39H70ZM75 38V37H74ZM249 38V39H250ZM22 39V38H21ZM65 39V38H64ZM66 39H68L67 37H66ZM65 39V40H66ZM68 39V40H69ZM111 39V38H110ZM248 39V40H249ZM32 40V39H31ZM30 39H28V42H30L31 41ZM53 40V41H52ZM55 40H57L56 38H55ZM112 40H113V38H112ZM118 40H121L120 38H118ZM80 41V40H79ZM22 42H24V40L22 41ZM46 42V41H45ZM55 42H58V40L57 41H55ZM67 42H69V41H67ZM110 41H108V43H109ZM31 44H32V41L30 42ZM121 43V42H120ZM245 43V42H244ZM56 44V43H55ZM55 44H53V46L55 45ZM261 44V43H260ZM263 44H264V41H263ZM25 45V44H24ZM23 45V46H24ZM27 45H30L29 43H27ZM26 45V46H27ZM37 46V47H35V46ZM246 45V44H245ZM57 46V45H56ZM55 46V47H56ZM105 46V45H104ZM28 47V46H27ZM51 47H52V43H50V48L49 49H47L46 50V54L44 53V56H45V59H46V55L47 56H51V54L53 53V51H54V49L52 48L51 49ZM54 47V48H55ZM75 47V46H74ZM113 47V46H112ZM36 48V49H35ZM111 48V47H110ZM251 48V47H250ZM32 49L34 50V51H32ZM69 49H70V47H69ZM112 49V48H111ZM110 49V50H111ZM261 49V48H260ZM263 49V48H262ZM27 50V49H26ZM25 50V51H26ZM107 50V49H106ZM258 49H256V51H257ZM19 51V52H18ZM28 51H26V52H28ZM37 51V52H36ZM108 51V50H107ZM244 51V50H243ZM249 51V50H248ZM259 51V50H258ZM43 52V53H42ZM115 52V51H114ZM118 52V51H117ZM246 52V51H245ZM253 52V51H252ZM19 53H20V58L18 57V55H19ZM59 54H60V52H58ZM65 53V52H64ZM105 53V52H104ZM107 53V52H106ZM105 53V54H106ZM136 53V52H135ZM247 53V52H246ZM257 53V52H256ZM112 54V53H111ZM116 54V53H115ZM114 54V55H115ZM253 54V53H252ZM26 55H28V54H26ZM62 55V54H61ZM65 55H67V54H65ZM108 55V54H107ZM122 55V54H121ZM132 55V54H131ZM135 55V54H134ZM63 56H64V54H63ZM106 56V55H105ZM258 56V55H257ZM29 57V56H28ZM132 57V56H131ZM135 57V56H134ZM113 58V57H112ZM130 58V57H129ZM128 58V59H129ZM42 59H44V58H42ZM60 59V58H59ZM99 59H101V58H99ZM98 59V60H99ZM105 59V58H104ZM110 59H111V56H110ZM233 59V58H232ZM250 59H252V58H250ZM256 59V58H255ZM49 60V62H50V59H48ZM47 60V61H48ZM103 60V59H102ZM107 60V59H106ZM109 60V59H108ZM64 61V60H63ZM252 61V60H251ZM45 62V61H44ZM65 62H66V60H65ZM100 62H105L104 60L103 61H100ZM110 62H112V61H110ZM109 62V63H110ZM64 63V62H63ZM42 64H43V62H42ZM47 64V62H45V65ZM49 64V63H48ZM106 64V63H105ZM111 64V63H110ZM123 64V63H122ZM125 64V63H124ZM264 64V63H263ZM50 66H51V64H49ZM85 65V64H84ZM99 65H101L102 66V64L100 63ZM108 65V64H107ZM214 65V64H213ZM228 65V64H227ZM258 65V64H257ZM96 66V65H95ZM104 66V65H103ZM113 66H114V64H113ZM118 66V65H117ZM121 66V65H120ZM261 66V65H260ZM44 67V66H43ZM82 67V66H81ZM105 67V66H104ZM103 67V68H104ZM123 67V66H122ZM215 67V66H214ZM213 67V68H214ZM218 67V66H217ZM225 67V66H224ZM236 67V66H235ZM264 67V66H263ZM124 68V67H123ZM129 68H130V66H129ZM128 68V69H129ZM50 69L51 68H48L46 71V73H48V71H50ZM83 69V68H82ZM111 69V68H110ZM115 70H116V68H114ZM114 69L112 70V72L114 71ZM131 69V68H130ZM215 69H217V68H215ZM28 70H29V72H31V73H29L28 72ZM83 70H86V69H83ZM82 70V71H83ZM238 70V69H237ZM240 70H241V68H240ZM88 72H89V70H87ZM94 71V70H93ZM96 71L98 72V70H95L94 72L95 73H93V75L95 76V74H96ZM107 71V70H106ZM129 71V70H128ZM127 71V72H128ZM223 70H221V72H222ZM245 71V70H244ZM261 71V70H260ZM24 72V73H23ZM36 72V73H35ZM72 72V71H71ZM86 72V71H85ZM111 72V73H112ZM116 72V71H115ZM246 72V71H245ZM264 72V71H263ZM29 73V74H28ZM42 73V72H41ZM50 73V72H49ZM48 73V74H49ZM103 73V72H102ZM131 73V72H130ZM227 73V72H226ZM71 74V73H70ZM80 74H82V72L80 73ZM86 74V73H85ZM91 75H92V73H90ZM97 74H99V72L97 73ZM220 74V73H219ZM241 74V73H240ZM247 74V73H246ZM264 74V73H263ZM22 75V79L20 80V76ZM83 75V74H82ZM92 75V76H93ZM111 75V74H110ZM228 75V74H227ZM251 75V74H250ZM249 75V76H250ZM255 76H256V74H254ZM253 75V76H254ZM34 77V78H30V77ZM43 76V75H42ZM42 76H40V80H41V77ZM78 76V75H77ZM76 76V77H77ZM79 76H81V75H79ZM84 76V75H83ZM85 76H87V77H90L89 75H85ZM97 76V75H96ZM98 76H100V75H98ZM98 76L96 77V78H98ZM218 76V75H217ZM242 76V75H241ZM258 76V75H257ZM45 77V76H44ZM64 77V76H63ZM66 77H68V75L67 76H65V78ZM70 77V76H69ZM82 77V76H81ZM80 77V78H81ZM133 77L134 76H132V79H133ZM219 77H221V76H219ZM240 77V76H239ZM248 77V76H247ZM46 78V77H45ZM58 78V77H57ZM79 78V77H78ZM92 78V77H91ZM101 78V77H100ZM125 78H126V76H125ZM129 78V77H128ZM261 78V77H260ZM262 78H263V76H262ZM27 79H30V80H27ZM31 79H32V81H31ZM46 79H48V77L46 78ZM55 79H56V77H55ZM61 79H63V78H61ZM68 79V78H67ZM66 79V80H67ZM87 79V78H86ZM116 79V78H115ZM216 79V78H215ZM214 79V80H215ZM219 79H221V78H219ZM255 79V78H254ZM43 80V79H42ZM45 80V79H44ZM43 80V81H44ZM71 80H72V77H71ZM82 80H83V78H82ZM82 80H79L78 82L79 83H82L81 81ZM88 80H90V79H88ZM87 80V81H88ZM122 80V79H121ZM130 80V79H129ZM218 80V79H217ZM53 81V80H52ZM64 81H65V79H64ZM69 81H70V78H69ZM73 81V80H72ZM71 81V82H72ZM110 81V80H109ZM134 81V80H133ZM260 81V80H259ZM46 82V80L44 81V83ZM60 82V81H59ZM68 82V81H67ZM84 82H86V80H83V83L82 84H85ZM95 82H96V79H95ZM125 82V81H124ZM215 82V81H214ZM217 82V81H216ZM234 82V81H233ZM247 82V81H246ZM248 82H249V79H248ZM255 82H258V81H255ZM264 82V81H263ZM47 83H48V81H47ZM49 83H51V81L49 82ZM55 83V82H54ZM61 83H63V84H65L64 82H61ZM92 83V82H91ZM94 83V82H93ZM115 82H113V84H114ZM117 83V82H116ZM127 83V82H126ZM226 83V82H225ZM241 83V82H240ZM260 83V82H259ZM258 83V84H259ZM52 84V83H51ZM50 84V85H51ZM66 84H70V83H66ZM96 84H97V82H96ZM96 84H94V85H96ZM105 84V83H104ZM264 84V83H263ZM22 85H24V84H22ZM49 85V84H48ZM55 85H58V84H55ZM54 84H53V86H55ZM60 86L62 85V84H59ZM70 85H73V83L72 84H70ZM70 85H68V86H70ZM91 85V84H90ZM111 85V84H110ZM126 85V84H125ZM130 85V84H129ZM213 85V84H212ZM241 85V84H240ZM257 85V84H256ZM53 86H52V88H53ZM77 86V85H76ZM79 86H80V84H79ZM79 86H77V88H76V90L78 89V87ZM93 85H91V87H92ZM106 86V85H105ZM105 86H104V88H105ZM112 86V85H111ZM134 86V85H133ZM245 86V85H244ZM253 86H255V85H253ZM263 86V85H262ZM261 86V87H262ZM46 87H47V85H46ZM49 87V86H48ZM48 87H47V89H48ZM51 87V86H50ZM49 87V88H50ZM58 88H59V86H57ZM63 87V88H62ZM73 87V86H72ZM75 87V86H74ZM82 85L79 87V89L80 90H82L84 87H82ZM87 87V86H86ZM98 87V86H97ZM114 87V86H113ZM256 87V86H255ZM257 87H259V86H257ZM260 87V88H261ZM22 88H23V86H22ZM56 88V87H55ZM60 88H62L61 90L62 91H67V89L69 90V88L67 87V89H65L64 90V88H66L65 86H61ZM59 88V89H60ZM93 88V87H92ZM208 88V87H207ZM230 88V87H229ZM244 88V87H243ZM254 88V87H253ZM263 88V87H262ZM47 89L45 90V92L43 93V91H42V95H44L45 94V96H43V100H41L40 102H42V105L41 106H43L42 107V109H46L47 108V113H48V110H49V113H50V108L52 107V105H51V107H48V105L50 104V103H53V101L52 102H49V100H51V96L54 94V91L56 90V89H53L54 91H52L53 92V94L51 95L50 94V92L51 91H47ZM77 90V91H80V90ZM91 89V88H90ZM95 89H97V88H95ZM129 89V88H128ZM135 89H136V87H135ZM211 89V88H210ZM237 89V88H236ZM256 89V88H255ZM30 90V89H29ZM50 90V89H49ZM52 90V89H51ZM88 90V89H87ZM106 90V89H105ZM208 90V89H207ZM233 90V89H232ZM239 90V89H238ZM248 90V89H247ZM259 90V89H258ZM31 91H33V88L31 89ZM31 91H30V93H31ZM59 91V90H58ZM58 91H56L55 93H57V94H60ZM65 91V92H66ZM74 91V90H73ZM77 91H76V93H77ZM83 91V90H82ZM86 91V90H85ZM128 91V90H127ZM191 92H192V90H190ZM230 91V90H229ZM251 91V90H250ZM249 91V92H250ZM253 91V90H252ZM75 92V91H74ZM90 92V91H89ZM88 92V93H89ZM94 92V91H93ZM92 91L90 92V93H93ZM188 92V91H187ZM186 92V93H187ZM207 92V91H206ZM209 92V91H208ZM260 92H262V91H260ZM32 93H34V92H32ZM80 93H82L81 91L78 93V94H80ZM185 93V92H184ZM189 93V92H188ZM231 93V92H230ZM236 93H238V92H236ZM243 93H244V91H243ZM251 93V92H250ZM62 94V93H61ZM83 94H84V92H83ZM202 94V93H201ZM205 94V93H204ZM209 94V93H208ZM212 94V93H211ZM223 94V93H222ZM227 94H229V93H227ZM233 94H234V92H233ZM246 94V93H245ZM31 95V94H30ZM67 95V94H66ZM82 95V94H81ZM81 95H79V96H81ZM87 95V94H86ZM93 95V94H92ZM96 95H97V93H96ZM96 95H94V96H96ZM112 95V94H111ZM115 95H117L118 96V94H115ZM207 95V94H206ZM230 95V94H229ZM239 95V94H238ZM247 95H248V93H247ZM254 95V94H253ZM54 97L56 96L55 94L53 95ZM62 96H63V94H62ZM71 96V95H70ZM83 96V95H82ZM94 96H92V97H94ZM113 96V95H112ZM202 96H203V94H202ZM255 96V95H254ZM9 97V98H8ZM30 97V96H29ZM36 96L35 95H31V98H33V99H36L35 98ZM54 97H52V100H53V98ZM57 97H59L58 95H57ZM66 97V96H65ZM90 97V96H89ZM88 97V98H89ZM91 97V98H92ZM114 98L116 97V96H113ZM124 97V96H123ZM246 97V96H245ZM41 98V97H40ZM50 98V99H49ZM71 98H73V97H71ZM100 98V97H99ZM198 98V97H197ZM225 98V97H224ZM228 98H229V96H228ZM227 98V99H228ZM236 99L238 98V96L237 97H235ZM262 98V97H261ZM32 99V100H33ZM45 99H46V101H45ZM67 100H68V97L66 98ZM66 99H65V101H66ZM77 99V98H76ZM75 99V100H76ZM78 99H80V97L78 98ZM113 99V98H112ZM216 99V98H215ZM217 99H218V97H217ZM239 99V98H238ZM243 99H244V97H243ZM249 99V98H248ZM17 100L19 101V102H17ZM30 100V99H29ZM31 100V101H32ZM55 100H57V98L55 99L54 98V101ZM69 100H70V98H69ZM69 100L67 101V102H69ZM85 100V99H84ZM182 100V99H181ZM186 100V99H185ZM190 100V99H189ZM231 99L229 98L228 99V101H230ZM240 101H241V99H239ZM255 100H256V98H255ZM65 101H63L64 103H65ZM73 100H71V102H72ZM79 101V100H78ZM87 101H88V99H87ZM90 101V100H89ZM199 101V100H198ZM221 101V100H220ZM239 101V102H240ZM258 101V100H257ZM256 101V102H257ZM259 101H262L261 99L259 100ZM61 102H62V99H61ZM62 102V103H63ZM76 103H77V101H75ZM80 102V101H79ZM105 102V101H104ZM103 102V103H104ZM114 102V101H113ZM186 102V101H185ZM226 102L227 101H225L224 103L226 104ZM237 102V101H236ZM234 103V105L235 104H237V103ZM256 102L254 103L255 104V107H256ZM56 105L58 106V105H62V104H60V103H58V100L56 101ZM63 103V107L60 109V108H58V109H60V110H62L63 111V109L64 108H66L67 106H69V104H67L66 106H65V104ZM84 103V102H83ZM89 103V102H88ZM87 103V104H88ZM94 103V102H93ZM97 103H99V102H97ZM183 103V102H182ZM199 103V102H198ZM223 103V104H224ZM259 103V102H258ZM262 103V102H261ZM19 105L17 108L18 109H15V106L16 105ZM39 104V103H38ZM105 104V103H104ZM115 104V103H114ZM119 104V103H118ZM185 104H187V103H185ZM214 104H216V103H214ZM223 104H222V106L220 107V108H222L223 107ZM224 104V105H225ZM228 104V103H227ZM231 103H229L228 105H230ZM233 104V103H232ZM231 104V105H232ZM239 104V103H238ZM237 104V105H238ZM241 104V103H240ZM239 104V105H240ZM252 104H253V102H252ZM253 104V105H254ZM96 105V104H95ZM98 105V104H97ZM100 105V104H99ZM111 105V104H110ZM128 105V104H127ZM253 105H252V107H253ZM46 106V108H44ZM54 106V105H53ZM102 106V105H101ZM183 106V105H182ZM191 106V105H190ZM241 106H243L242 104H241ZM240 106V107H241ZM260 106V105H259ZM21 107V108H20ZM28 107H29V105H28ZM56 107V106H55ZM59 107V106H58ZM71 107H73V105L71 106ZM92 107H94L93 109L95 110V106H91V108ZM107 107H109V105L107 106ZM116 107V106H115ZM192 107V106H191ZM212 107H215L214 105L212 106ZM227 107V106H226ZM230 107V106H229ZM234 107V106H233ZM232 107V108H233ZM236 107V109H237V106H235ZM239 107V106H238ZM246 107V106H245ZM248 107H250L251 108V105L250 106H248ZM255 107H254V109H255ZM263 107V106H262ZM41 108V107H40ZM39 108V113H37V114H40V111H42V109H40ZM80 108V107H79ZM78 108V109H79ZM83 108V107H82ZM110 108V107H109ZM211 108V107H210ZM219 108V110H222V109H220ZM231 108V109H232ZM67 109V108H66ZM66 109H64V110H66ZM89 109H90V107H89ZM104 109V108H103ZM118 109V108H117ZM203 109V108H202ZM224 109V108H223ZM230 109V108H229ZM233 109H235V108H233ZM240 109H242V107L241 108H239V110ZM243 109H245V108H243ZM247 109V108H246ZM245 109V110H246ZM252 109V108H251ZM258 109V108H257ZM80 110V109H79ZM81 110H83V109H81ZM109 110V109H108ZM124 110V109H123ZM200 110V109H199ZM204 110V109H203ZM218 110V109H217ZM238 110V109H237ZM253 110V109H252ZM37 112H38V108H37V110H36ZM44 111V110H43ZM42 111V112H43ZM59 111V110H58ZM67 111V110H66ZM92 111V110H91ZM90 111V112H91ZM225 111V110H224ZM224 111H223V113H224ZM236 111V110H235ZM242 111H244V110H241V112ZM248 111V110H247ZM254 111V110H253ZM252 111V112H253ZM45 112V114H44V116L45 117H47L46 116V111H44ZM43 112V113H44ZM79 112V111H78ZM93 112V111H92ZM107 112V111H106ZM184 112V111H183ZM216 112V111H215ZM222 112V111H221ZM226 112H228V117H227V122H228V120H229V118H231L234 114L232 113V112H229V110L228 111H225V113ZM238 112V111H237ZM248 112H250V111H248ZM252 112H250V113H252ZM255 112V111H254ZM43 113H41L40 115H42ZM68 113V112H67ZM76 113V112H75ZM96 113V112H95ZM99 113V112H98ZM187 113H188V111H187ZM191 113H193V112H191ZM246 113V111L244 112V114ZM32 114V113H31ZM52 114V113H51ZM58 114H60L59 112H58ZM63 114H64V112H63ZM63 114H61L62 116H63V123H64V120H65V122H66V117L67 116H65V114L63 115ZM71 114V113H70ZM80 113H78V115H79ZM216 114H219V112L218 113H216ZM230 114V115H229ZM242 115H240V117L242 116L243 117V113H241ZM249 114V113H248ZM257 114H258V112H257ZM257 114H255V115H257ZM33 115V114H32ZM50 115V114H49ZM67 115V114H66ZM85 115H87V114H85ZM180 115V114H179ZM182 115V114H181ZM193 115V114H192ZM212 115H214V114H212ZM225 115V114H224ZM223 114L221 115V116H224ZM237 116H238V113L236 114ZM251 115V114H250ZM37 116V115H36ZM35 116V117H36ZM53 116V115H52ZM84 116V115H83ZM203 116H205V114L203 115ZM220 116V115H219ZM227 116V115H226ZM230 116V117H229ZM235 116V115H234ZM236 116V117H237ZM249 116V115H248ZM12 117L14 118V120L12 119ZM56 117H58V116H56ZM65 117V118H64ZM79 117H80V115H79ZM90 117V116H89ZM96 117V116H95ZM188 117V116H187ZM241 117V118H242ZM3 118H5V119H3ZM8 118H11L12 120H10L9 122H10V124L11 125H9L10 127H9V131H8V128H7V126H6V124H5V121L7 122L8 121ZM39 118V117H38ZM55 118V117H54ZM93 118V117H92ZM111 118V117H110ZM209 118V117H208ZM239 117H237V119H238ZM244 118H246V117H243V120H245ZM260 118H262V116L260 117ZM22 119V118H21ZM29 119V118H28ZM40 119V118H39ZM39 119H38V122H39ZM44 118H42V120H43ZM46 119V118H45ZM67 119H69V117H67ZM77 119V121L78 120H80V119H78L77 117L74 119V120H76ZM82 119V118H81ZM84 119V118H83ZM87 119V118H86ZM108 119V118H107ZM181 119V118H180ZM204 119V118H203ZM206 119H207V117H206ZM221 120L222 119H224V118H220ZM226 119V118H225ZM237 119H235V120H237ZM256 119V118H255ZM258 119V118H257ZM256 119V120H257ZM31 120V119H30ZM88 120H89V118H88ZM95 120H97L96 118H95ZM102 120V119H101ZM239 120V119H238ZM248 120V119H247ZM32 121V120H31ZM31 121H29L28 120V122L30 123ZM47 121H48V117H47ZM62 121V120H61ZM86 121V120H85ZM103 121H104V119H103ZM102 121V122H103ZM106 121V120H105ZM202 121V120H201ZM205 120H203V122H204ZM230 121H231V119H230ZM44 122V121H43ZM56 122V121H55ZM71 122H73V121H71ZM79 122V121H78ZM81 122V121H80ZM79 122V123H80ZM83 122V121H82ZM81 122V123H82ZM92 122V121H91ZM218 122V121H217ZM216 122V123H217ZM232 122H234V121H232ZM231 122V123H232ZM246 122V121H245ZM244 122V123H245ZM262 122H264V121H262ZM28 123V124H29ZM41 123V122H40ZM62 123V122H61ZM74 123V122H73ZM104 123V122H103ZM102 123V124H103ZM111 123V122H110ZM113 123V122H112ZM111 123V124H112ZM172 123V122H171ZM215 123V122H214ZM254 123V122H253ZM259 123V122H258ZM32 123H30L29 124V126H30V132H31V130H32V125H31ZM39 124V123H38ZM43 124V125H42ZM41 124V126L42 127H44L45 125L44 124H46V123H42ZM75 124V123H74ZM73 124V125H74ZM77 124V123H76ZM90 125H92L93 124V122L92 123H89ZM95 124H97L96 122H95ZM101 124V125H102ZM181 124V123H180ZM225 124H226V122H225ZM241 124H243L242 123V121H240V122H237V124H230L229 126L231 127V126H234V125H238V127H239V125H241ZM248 124V123H247ZM251 124V123H250ZM256 124V123H255ZM58 125H60L61 126V124H58ZM64 125H65V123H64ZM67 125V124H66ZM86 125H88V124H86ZM86 125H84V126H86ZM113 125V124H112ZM176 125H178V124H176ZM222 125V124H221ZM245 125V124H244ZM27 126V125H26ZM41 126H39L41 129H43ZM47 126V125H46ZM98 126H100V125H98ZM103 126V125H102ZM108 126V125H107ZM187 126V125H186ZM257 126V125H256ZM75 127H76V125H75ZM74 127V128H75ZM79 127V126H78ZM80 127H81V124H80ZM88 127H90L89 125H88ZM93 127H94V125H93ZM109 127V126H108ZM119 127V126H118ZM117 127V128H118ZM173 126H171V128H172ZM210 127V126H209ZM208 127V128H209ZM228 127V125H226V127H225V131L227 132L228 131V129L229 128H227ZM245 127V126H244ZM259 127V126H258ZM37 128V127H36ZM47 128H49V127H47ZM59 128V127H58ZM64 128V126L62 127V129ZM95 128H97V127H95ZM95 128H93V129H95ZM99 128V127H98ZM170 128V127H169ZM168 128V129H169ZM176 128V127H175ZM200 128V127H199ZM223 128V127H222ZM233 128V127H232ZM243 128V127H242ZM241 128V129H242ZM22 129V128H21ZM57 129V128H56ZM61 129V130H62ZM69 129H70V127H69ZM72 129V128H71ZM78 129V128H77ZM81 129V128H80ZM91 129V128H90ZM105 129V128H104ZM109 129H112V128H109ZM180 129V128H179ZM178 129V130H179ZM203 129V128H202ZM201 129V130H202ZM227 129V130H226ZM244 129V128H243ZM242 129V130H243ZM255 129V128H254ZM29 130V129H28ZM83 130H84V128H83ZM82 130V131H83ZM107 130V129H106ZM113 130V129H112ZM117 130V129H116ZM184 130H186V129H184ZM187 130H188V128H187ZM193 130H195V129H193ZM199 130V129H198ZM205 130V129H204ZM234 130V129H233ZM237 129H236V127H235V131H236ZM238 130H239V128H238ZM242 130H240V131H238V132H241ZM246 130V129H245ZM253 130V129H252ZM21 131V130H20ZM33 131V130H32ZM70 132H72L71 130H69ZM77 131V130H76ZM88 131L89 130H85V132L84 133H88ZM91 131V130H90ZM97 131H98V129H96V133H97ZM100 131V130H99ZM103 131V130H102ZM102 131H100V133L102 132ZM182 131V130H181ZM196 131V130H195ZM194 131V132H195ZM231 131V130H230ZM22 132V131H21ZM26 132H27V130H26ZM58 134H60V129L58 130ZM78 132H80V131H78ZM93 132L95 133V131L93 130ZM92 132V133H93ZM117 132V131H116ZM177 132V131H176ZM180 132V131H179ZM190 132V131H189ZM199 132V131H198ZM210 132V131H209ZM254 132H256V131H254ZM19 133V132H18ZM28 133V132H27ZM31 133H33V132H31ZM62 133H63V130H62ZM91 133V134H92ZM96 133H95V138H96ZM171 133V132H170ZM185 133V132H184ZM205 133V132H204ZM244 133V132H243ZM246 133V132H245ZM257 133V132H256ZM44 134V138H42V135ZM49 134V135H48ZM58 134H57V136H58ZM65 134V133H64ZM72 134V133H71ZM75 134H76V132H75ZM74 133L72 134V135H75ZM99 134V133H98ZM97 134V136H99ZM106 134V133H105ZM109 134H110V132H109ZM119 134V133H118ZM176 134V133H175ZM178 134V133H177ZM200 134V133H199ZM231 134V133H230ZM54 135V137H56L55 135L56 134H53ZM52 135V136H53ZM78 135V134H77ZM93 135V134H92ZM92 135H91V137H92ZM107 135V134H106ZM169 135V134H168ZM181 135V134H180ZM184 135H186V134H184ZM212 135V134H211ZM259 135H260V132H259ZM258 135V136H259ZM5 137V139L6 140H4V137ZM28 137H29V133H28V135H27ZM30 136H33V135H31L30 134ZM48 136H50V138L48 137ZM76 136V135H75ZM80 136H82L81 138H83V136H87V135H80ZM101 136V135H100ZM104 136V135H103ZM169 136H171V135H169ZM182 136V135H181ZM197 136H199V135H197ZM227 136V135H226ZM229 136V135H228ZM230 136H232V134L230 135ZM264 136V135H263ZM34 137V136H33ZM66 137H67V135H66ZM71 137V136H70ZM187 137H188V135H187ZM220 137H222L223 138V136H220ZM220 137H219V139H220ZM249 138H250V136H248ZM21 138V137H20ZM27 138V137H26ZM25 137H24V141H26L27 142V139H26ZM30 138V137H29ZM32 138V137H31ZM31 138H30V140H31ZM36 138V137H35ZM59 138V137H58ZM68 138H69V136H68ZM67 138V139H68ZM76 139H77V136L75 137ZM84 138H86V137H84ZM84 138H83V140H84ZM89 138V137H88ZM101 138H103L102 136L100 137V139ZM109 138V137H108ZM166 138V137H165ZM230 139H231V137H229ZM264 138V137H263ZM18 139V138H17ZM53 139V140H52ZM57 139V138H56ZM60 139V138H59ZM59 139H57L58 141H59ZM92 138H90V140H91ZM96 139H99V137L98 138H96ZM160 139V138H159ZM162 139V138H161ZM161 139H160V141H161ZM205 139V138H204ZM215 139V138H214ZM218 139V140H219ZM246 139H247V137H246ZM253 139V138H252ZM255 139H258V137L257 138H255ZM254 139V140H255ZM16 140V139H15ZM34 140H36V139H34ZM68 140H70V138L68 139ZM71 140H75V139H72L71 138ZM80 140V139H79ZM101 140H104V139H101ZM114 140V139H113ZM145 140V139H144ZM165 140V139H164ZM182 140V139H181ZM183 140H185V139H183ZM182 140V141H183ZM216 140H217V138H216ZM242 140H244V139H242ZM249 140V139H248ZM247 140V141H248ZM9 141V142H10ZM23 141V140H22ZM63 141H64V139H63ZM85 141H86V139H85ZM93 141H94V139H93ZM110 141V140H109ZM148 141V140H147ZM163 141V140H162ZM181 141V142H182ZM225 141V140H224ZM251 141V140H250ZM32 142V141H31ZM75 142V141H74ZM88 142V144H90L91 142L88 140L87 141ZM90 142V143H89ZM95 142V144H96V140L94 141ZM94 142H93V144H94ZM99 142H100V140H99ZM124 142V141H123ZM165 142V141H164ZM187 142V141H186ZM212 142V141H211ZM220 142V141H219ZM222 142V141H221ZM238 142V141H237ZM239 142H240V140H239ZM246 142V141H245ZM249 142V141H248ZM253 142V141H252ZM16 143V142H15ZM20 142H18V140H17V146H18V144H19ZM29 142H27V144H28ZM33 143V142H32ZM57 143V142H56ZM59 143V142H58ZM81 143H82V141H81ZM80 143V144H81ZM85 143V142H84ZM84 143H82V144H84ZM208 143V142H207ZM217 143V142H216ZM215 143V144H216ZM224 143V142H223ZM226 143H229V142H227L226 141ZM14 144V143H13ZM23 144H24V142H23ZM31 144V143H30ZM74 145H77V147H78V149L80 150V147L82 146H78L79 144H75V143H73ZM72 144V145H73ZM92 144V143H91ZM94 144V145H95ZM98 144V143H97ZM112 144V143H111ZM162 144V143H161ZM173 144V143H172ZM180 144V143H179ZM183 144V143H182ZM196 144H198V143H196ZM203 144V143H202ZM2 145V146H1ZM52 145V144H51ZM101 145V144H100ZM121 145V144H120ZM125 145L127 146V144L125 143ZM152 145V144H151ZM155 145V144H154ZM181 145V144H180ZM205 145H207V144H205ZM209 145V144H208ZM214 145V144H213ZM245 145V144H244ZM264 145V144H263ZM15 146V145H14ZM20 146H21V143H20ZM41 146V145H40ZM91 147L93 146V145H90ZM98 146V145H97ZM170 146V145H169ZM236 146V145H235ZM259 146V145H258ZM23 147V146H22ZM64 147V146H63ZM63 147H61V148H63ZM65 147H67V146H65ZM64 147V148H65ZM68 147H69V145H68ZM72 146H71V144H70V148H71ZM94 147V146H93ZM121 147V146H120ZM139 147V146H138ZM143 147V146H142ZM145 147V146H144ZM147 147V146H146ZM159 147V146H158ZM200 147V146H199ZM239 147V146H238ZM254 147V146H253ZM257 147V146H256ZM15 148H16V146H15ZM19 148V147H18ZM84 149H85V146L83 147ZM96 148V146L94 147V149ZM140 148V147H139ZM162 148V147H161ZM172 148V147H171ZM177 148V147H176ZM181 148H182V146H181ZM225 148H227V147H225ZM243 148H245V146L244 147H242L241 149H243ZM12 149V148H11ZM10 149V150H11ZM56 149H58V147L56 148ZM67 149H69V148H66V150ZM93 149V148H92ZM93 149V150H94ZM120 149V148H119ZM131 149V148H130ZM136 149H137V147H136ZM178 149H179V147H178ZM224 149V148H223ZM260 149V148H259ZM15 151H17V148L16 149H14ZM13 150V151H14ZM19 150V149H18ZM20 150H21V148H20ZM60 150V149H59ZM66 150L64 149L63 151H64V153L66 152ZM70 150V149H69ZM69 150H68V152H69ZM76 150V149H75ZM82 150V149H81ZM86 150V149H85ZM98 150H99V148H98ZM185 150V149H184ZM183 150V151H184ZM188 150V149H187ZM193 150V149H192ZM207 150V149H206ZM226 150V149H225ZM224 150V151H225ZM232 150V149H231ZM237 150V149H236ZM244 150V149H243ZM246 150V149H245ZM248 150V149H247ZM246 150V151H247ZM55 151V150H54ZM62 151V150H61ZM83 151V150H82ZM88 151V150H87ZM91 151V150H90ZM224 151H223V153H224ZM8 152V151H7ZM21 152V154H22V151H20ZM57 152V151H56ZM59 152V151H58ZM86 152V151H85ZM100 152H101V150H100ZM112 152V151H111ZM157 152V151H156ZM180 152V151H179ZM185 152V151H184ZM215 152V151H214ZM15 153V152H14ZM18 153V152H17ZM55 153V152H54ZM62 153V152H61ZM63 153V154H64ZM75 153H78V151L77 152H75ZM83 153V152H82ZM178 153V152H177ZM182 153V152H181ZM190 153V152H189ZM194 153V152H193ZM196 153V152H195ZM235 153V152H234ZM253 153H255V152H253ZM11 154H13V153H11ZM80 154V153H79ZM99 154V153H98ZM14 156H15V154H13ZM18 155V154H17ZM62 155V154H61ZM73 155H74V153H73ZM76 155V154H75ZM82 155H84V153L82 154ZM86 155V154H85ZM115 155V154H114ZM168 155H169V153H168ZM171 155V154H170ZM169 155V156H170ZM172 155H174V154H172ZM182 155V154H181ZM180 155V156H181ZM201 155H202V153H201ZM220 155V154H219ZM229 155V154H228ZM248 155V154H247ZM8 156V155H7ZM12 156V155H11ZM64 156V157H65ZM100 156V155H99ZM121 157H122V154L120 155ZM209 156V155H208ZM222 156V155H221ZM238 156H240V155H238ZM9 157V156H8ZM57 157V156H56ZM62 157V156H61ZM79 157V156H78ZM94 157V156H93ZM162 157V156H161ZM176 158H178V156H175ZM186 157V156H185ZM194 157V156H193ZM229 157V156H228ZM251 157V156H250ZM11 158V157H10ZM13 158V157H12ZM14 158H18L17 156L16 157H14ZM59 157H57V159H58ZM92 158V157H91ZM95 158H96V156H95ZM95 158H94V160H95ZM101 158V157H100ZM109 158V157H108ZM152 158V157H151ZM159 158H160V156H159ZM165 158V157H164ZM164 158H162V159H164ZM172 158V157H171ZM209 158H211V157H209ZM222 158V157H221ZM247 158V157H246ZM20 158H18V160H19ZM75 159H76V157H75ZM79 159H81V158H79ZM122 159V158H121ZM227 159V158H226ZM17 160V159H16ZM64 160V159H63ZM77 160V159H76ZM93 160V161H94ZM181 160V159H180ZM193 160V159H192ZM191 160V161H192ZM207 160V159H206ZM6 161V162H5ZM9 161V160H8ZM10 161H12V159H10ZM23 161V162H22ZM169 161V160H168ZM172 161H174V160H172ZM177 161V160H176ZM190 161V162H191ZM194 161V160H193ZM212 161V160H211ZM218 161V160H217ZM249 161V160H248ZM74 162H76V161H74ZM81 162H83L84 163V161H80V163ZM99 162V161H98ZM155 162V161H154ZM158 162H160V161H158ZM184 162V161H183ZM244 162H246V161H244ZM11 163V162H10ZM68 163V164H67ZM78 163V162H77ZM83 163H81V165H83V167H84V164ZM88 163V162H87ZM95 163V162H94ZM94 163H92V164H94ZM168 163V162H167ZM207 163V162H206ZM209 163V162H208ZM215 163V162H214ZM57 164H59V165H57ZM91 164V163H90ZM150 164H151V162H150ZM159 164V163H158ZM163 164V163H162ZM194 164V163H193ZM217 164V163H216ZM13 165V164H12ZM63 165V166H62ZM72 166L74 165L75 166V164H71ZM80 165V166H81ZM86 165V164H85ZM99 165V164H98ZM111 165V164H110ZM120 165V164H119ZM122 165V164H121ZM156 165V164H155ZM167 165V164H166ZM165 165V166H166ZM218 165V164H217ZM226 165H228V164H226ZM70 167V166H66L67 168V170H68V168H69V172H71V171H74V170H72V169H70V168H73V167ZM77 166H78V164H77ZM95 166V165H94ZM101 166V165H100ZM163 166V165H162ZM82 167V166H81ZM82 167V168H83ZM86 167H88V165H86ZM90 167V166H89ZM93 167V166H92ZM103 166H101V168H102ZM121 167V166H120ZM171 167V166H170ZM170 167H168V168H170ZM174 167V166H173ZM175 167H177V166H175ZM185 167V166H184ZM195 167V166H194ZM193 167V168H194ZM199 167V166H198ZM224 167V166H223ZM229 167V166H228ZM75 168V167H74ZM96 168H98V169H92V171H91V173H93L92 175L94 176L95 174H97V173H99L100 171H99V167L97 166ZM201 168H202V166H201ZM220 168V167H219ZM233 168H234V165H233ZM86 170H87V168H85ZM82 170V171H86V170ZM108 169V167L106 168V170ZM118 169V168H117ZM174 169V168H173ZM185 169V168H184ZM217 169V168H216ZM232 169V168H231ZM65 170V169H64ZM67 170L64 172L65 174L66 173H68L67 172ZM77 170V169H76ZM89 170V169H88ZM102 170H104V169H102ZM161 170H163V169H161ZM164 170H166V169H164ZM169 170V169H168ZM171 170V169H170ZM202 170V169H201ZM224 170V169H223ZM80 171V170H79ZM79 171H76L77 172V174H78V172ZM98 171V172H97ZM115 171V170H114ZM174 171V170H173ZM215 171V170H214ZM220 171V170H219ZM88 172V171H87ZM87 172L85 173V172H82L84 175L86 174V175H88L87 174ZM107 172V171H106ZM110 172H111V170H110ZM119 172V171H118ZM198 172V171H197ZM196 172V173H197ZM204 172V171H203ZM223 172V171H222ZM72 173V172H71ZM70 173V174H71ZM74 173V172H73ZM72 173V174H73ZM81 173V174H82ZM89 173H90V171H89ZM90 173V174H91ZM100 173H102V172H100ZM121 173V172H120ZM178 173V172H177ZM202 173V172H201ZM200 173V174H201ZM57 174V175H58ZM69 174V175H70ZM74 174H76V173H74ZM82 174V175H83ZM90 174H89V176H90ZM149 174V173H148ZM172 174V173H171ZM180 174V173H179ZM253 174H255V173H253ZM83 175V176H84ZM91 175V176H92ZM98 175V174H97ZM102 175H103V173H102ZM106 175V174H105ZM111 175V174H110ZM141 175H143V174H141ZM147 175V174H146ZM195 175V174H194ZM197 175V174H196ZM60 176H61V174H60ZM59 176V177H60ZM67 176V175H66ZM65 176V178L67 179L69 176H67L66 177ZM71 176V175H70ZM92 176V177H93ZM104 176V175H103ZM217 176V175H216ZM250 176H252V175H250ZM9 177V178H8ZM63 177L64 176H62V180H63ZM79 177V176H78ZM95 177V176H94ZM93 177V178H94ZM144 177V176H143ZM142 177V178H143ZM161 177V176H160ZM175 177V176H174ZM203 177V176H202ZM212 177V176H211ZM253 177V176H252ZM263 177V176H262ZM6 178H8V181H7V179ZM73 178V177H72ZM90 178V177H89ZM100 178H101V175H100ZM99 178V179H100ZM165 177H162L161 179L163 180ZM182 178V177H181ZM192 178V177H191ZM195 178V177H194ZM198 178V177H197ZM256 178V177H255ZM70 179V178H69ZM95 179H97L96 177H95ZM109 179V178H108ZM118 179V178H117ZM183 179H184V177H183ZM199 179H200V176H199ZM259 179V178H258ZM260 179H261V177H260ZM23 180V181H22ZM60 180H61V177H60ZM65 180V179H64ZM64 180L63 181H61V182H63V183H65V185H66V182H67V180L64 182ZM76 180H78L79 182H80V180L79 179H76ZM84 180V179H83ZM102 180V179H101ZM139 180V179H138ZM157 180V179H156ZM182 180V179H181ZM186 180V179H185ZM218 180V179H217ZM220 180V179H219ZM229 180V179H228ZM256 180V179H255ZM71 181V180H70ZM81 181H82V179H81ZM90 181V180H89ZM95 181L96 180H94V183H95ZM99 181V180H98ZM97 181V182H98ZM167 181V180H166ZM169 181V180H168ZM179 181V180H178ZM203 181V180H202ZM210 181V180H209ZM262 181V180H261ZM0 182V183H1ZM68 182H69V180H68ZM84 182V181H83ZM100 182V181H99ZM109 182V181H108ZM143 182V181H142ZM195 182V181H194ZM207 182V181H206ZM227 182V181H226ZM231 182V181H230ZM249 182V181H248ZM16 183V182H15ZM14 183V184H15ZM19 183V182H18ZM63 183H61L62 184V186H63ZM69 183H73V181L72 182H69ZM84 183H86V182H84ZM93 183V184H94ZM167 183V182H166ZM165 183V184H166ZM177 184H178V182H176ZM190 183H192V182H190ZM199 183V182H198ZM219 183V182H218ZM251 183V182H250ZM253 183H254V181H253ZM10 184V185H11ZM60 183H58V185H59ZM70 184V185H71ZM75 184V183H74ZM153 184V183H152ZM207 184V183H206ZM215 184V183H214ZM224 184V183H223ZM246 184V183H245ZM248 184V183H247ZM11 185V186H12ZM55 185V186H54ZM70 185H69V187H70ZM73 185V184H72ZM71 185V186H72ZM78 185V183L77 184H75V187H76V189L74 188V192H76V193H78L79 191H81V185H79L80 186V188H78L79 190H78V192L76 191L77 190V186ZM83 185V184H82ZM84 185H87V184H84ZM99 185V184H98ZM138 185V184H137ZM145 185H146V183H145ZM199 185V184H198ZM209 185V184H208ZM228 185V184H227ZM226 185V186H227ZM233 185V184H232ZM239 185V184H238ZM264 185V184H263ZM1 186H3V185H1ZM15 186V185H14ZM20 186V185H19ZM19 186H17V187H19ZM61 186V185H60ZM60 186L58 187V188H60ZM93 186V185H92ZM91 186V187H92ZM102 186V185H101ZM100 186V187H101ZM113 186V185H112ZM140 186V185H139ZM147 186V185H146ZM149 186V185H148ZM166 186V185H165ZM168 186V185H167ZM174 186H175V184H174ZM185 186V185H184ZM191 186V185H190ZM211 186H212V184H211ZM230 186V185H229ZM236 186V185H235ZM240 186V185H239ZM253 186V185H252ZM10 187V186H9ZM69 187H67L66 189H69ZM74 187V186H73ZM85 187V186H84ZM181 187V186H180ZM243 187V186H242ZM247 187V186H246ZM245 187V188H246ZM250 187V186H249ZM4 188V187H3ZM11 188V187H10ZM61 188H63V187H61ZM60 188V189H61ZM88 188H89V185H88ZM94 190H96V188L93 186L92 187ZM98 188V187H97ZM102 188V187H101ZM100 188V189H101ZM158 188H160V187H158ZM163 188V187H162ZM168 188V187H167ZM208 188H209V186H208ZM231 188V187H230ZM248 188V187H247ZM257 188V187H256ZM258 188H260L259 186H258ZM64 189V188H63ZM92 189V190H93ZM99 189V190H100ZM131 189V188H130ZM133 189V188H132ZM131 189V190H132ZM150 189V188H149ZM164 189H165V187H164ZM194 189V188H193ZM261 189H262V187H261ZM3 190V189H2ZM6 190V189H5ZM10 190V189H9ZM55 190H57L56 189V187H55ZM82 190H84V189H82ZM85 190H88V189H85ZM112 190V189H111ZM142 190V189H141ZM167 190V189H166ZM183 190V189H182ZM240 190V189H239ZM256 190H258V189H256ZM58 191V190H57ZM66 191V190H65ZM70 190H68V192H69ZM72 191V190H71ZM70 191V192H71ZM102 191V190H101ZM101 191L99 192V193H101ZM158 191H159V189H158ZM169 191V190H168ZM173 191V190H172ZM171 191V192H172ZM245 191V190H244ZM253 191V190H252ZM262 191H264L263 189H262ZM67 192V191H66ZM95 192H98V190L97 191H95ZM240 192V191H239ZM260 192H261V190H260ZM260 192H258V193H260ZM1 193V192H0ZM12 193H13V191H12ZM76 193H74V194H76ZM88 193V192H87ZM87 193L85 192V194H86V196H88L87 195ZM90 193V192H89ZM111 193V192H110ZM152 193V192H151ZM159 193V192H158ZM160 193H163V191L162 192H160ZM169 193V192H168ZM180 193V192H179ZM178 193V194H179ZM193 193V192H192ZM263 193V192H262ZM69 194V193H68ZM80 194V193H79ZM93 194V193H92ZM95 194V193H94ZM119 194V193H118ZM165 194V193H164ZM182 194V193H181ZM243 194V193H242ZM241 194V195H242ZM248 194H250V192L248 193ZM254 194V193H253ZM59 195V194H58ZM80 195H82V194H80ZM95 195H97L98 196V194H95ZM101 195V194H100ZM139 195V194H138ZM153 195V194H152ZM152 195H150V197H152ZM175 195V194H174ZM245 195V194H244ZM258 194H256V196H257ZM52 196H53V198H52ZM97 196H94V197H96V199H98L97 198ZM123 196V195H122ZM247 196V195H246ZM245 196V197H246ZM263 196V195H262ZM261 196V197H262ZM4 197V196H3ZM75 197V196H74ZM79 197V196H78ZM83 196H81V198H82ZM106 197V196H105ZM104 197V194H103V196H100V200L99 201H102V198L104 199L105 198ZM137 197V196H136ZM136 197H135V200H136ZM158 197V196H157ZM163 198H164V196H162ZM173 197V196H172ZM231 197V196H230ZM244 197V196H243ZM259 198H260V195L258 196ZM9 198V197H8ZM51 198H52V200H51ZM80 198V197H79ZM109 198V197H108ZM113 198V197H112ZM115 198V197H114ZM128 198H130V197H128ZM139 198V197H138ZM152 198H155V197H152ZM162 198V199H163ZM168 198V197H167ZM250 198V197H249ZM248 198V199H249ZM258 198V199H259ZM264 198V197H263ZM10 199H11V197H10ZM55 199V198H54ZM83 199V198H82ZM85 199L86 200H88L86 197H85ZM96 199H94V200H96ZM123 199V198H122ZM149 199V198H148ZM159 199H160V197H159ZM171 199H173V198H171ZM240 199H243V198H240ZM2 200V199H1ZM0 200V201H1ZM50 200V201H49ZM64 200H65V198H64ZM78 200V199H77ZM90 200V199H89ZM134 200V199H133ZM166 200V199H165ZM169 199H167L166 200V202L168 201ZM186 200V199H185ZM246 200H247V197H246ZM254 201L253 202H255V198L253 199ZM259 200H261V199H259ZM3 201H4V199H3ZM2 201V202H3ZM91 201V200H90ZM89 201V202H90ZM106 201H109V206L110 207H108V209L106 210V213L104 212L105 210H104V208H102L103 206H101V208L104 210L103 212L105 213L104 214V216H107V217H110V218H112V220H113V218L116 216L115 214H116V212L118 211V210H121L122 209V207H123V205H125V204H123V202H122V200H121V198H119V197H116L115 198V202H111V200H110V198H109V200H107L106 199ZM124 201V200H123ZM144 201H147V200H144ZM144 201H143V203H144ZM153 201H155V200H153ZM240 201V200H239ZM241 201H243V200H241ZM263 201H264V199H263ZM8 202V201H7ZM11 202V203H12ZM74 203H76V201H73ZM72 202V203H73ZM80 202H82V201H80ZM85 202V201H84ZM120 202H122V203H120ZM228 202V201H227ZM227 202H224L223 203V205L224 204H226ZM252 202V201H251ZM250 202V203H251ZM5 203V202H4ZM12 203V204H13ZM45 203V204H44ZM51 203V202H50ZM65 203V202H64ZM77 203H78V201H77ZM100 203H103V201L102 202H100ZM108 203V202H107ZM106 203V204H107ZM169 203H171V202H169ZM177 203H178V201H177ZM56 204V203H55ZM62 204V203H61ZM86 204V203H85ZM88 204V203H87ZM90 204V203H89ZM105 204V203H104ZM166 204V203H165ZM173 204V203H172ZM236 204H238V203H236ZM249 204V203H248ZM0 205H2L3 206V204H0ZM14 205V204H13ZM54 205V203H52V206ZM74 205V204H73ZM78 205H79V203H78ZM91 205V204H90ZM102 205V204H101ZM108 205V204H107ZM170 205V204H169ZM4 206H5V204H4ZM15 206V205H14ZM48 206V205H47ZM51 206V205H50ZM66 206V205H65ZM72 206V205H71ZM75 206V205H74ZM95 206H96V204H95ZM105 206V205H104ZM135 206V205H134ZM229 205H227V207H228ZM240 206V205H239ZM238 206V207H239ZM56 207V206H55ZM70 207V206H69ZM78 208H79V206H77ZM86 207V206H85ZM100 207V206H99ZM98 207V208H99ZM160 207V206H159ZM219 207V206H218ZM221 207V206H220ZM237 207V206H236ZM237 207V209H239ZM2 208V207H1ZM43 208V207H42ZM51 208V207H50ZM49 208V209H50ZM72 208H74V207H72ZM131 208V207H130ZM225 208H226V205H225ZM53 209V208H52ZM52 209H50V210H52ZM58 209V208H57ZM90 209V208H89ZM88 209V210H89ZM143 209V208H142ZM156 209H157V207H156ZM217 209V208H216ZM236 208H234V210H235ZM236 209V211H240V210H237ZM242 209V208H241ZM42 210V209H41ZM44 210H46L47 211V209H44ZM50 210H48V211H50ZM67 210H69V208L67 207ZM73 210V209H72ZM75 210V209H74ZM73 210V211H74ZM82 210V209H81ZM96 210V209H95ZM99 210V209H98ZM134 210V212L136 213V209H132V211ZM219 210V209H218ZM223 211H225L224 210V208L222 209ZM227 210V209H226ZM43 211V210H42ZM41 211V212H42ZM47 211V212H48ZM77 211V210H76ZM84 211V210H83ZM131 211V212H132ZM157 211V210H156ZM162 211V210H161ZM221 211V210H220ZM252 211V210H251ZM0 212H1V210H0ZM1 212V213H2ZM51 212V211H50ZM70 212H72V211H70ZM78 212V211H77ZM88 212V211H87ZM90 212L92 213V211L90 210ZM128 212V211H127ZM127 212H126V214H127ZM138 212V211H137ZM142 212H144V211H142ZM149 212V211H148ZM165 212V211H164ZM170 212V211H169ZM216 212V211H215ZM227 212H229L228 210H227ZM226 212V213H227ZM235 212V211H234ZM0 213V215H2ZM52 213V212H51ZM54 213H55V211H54ZM59 213V212H58ZM63 213V212H62ZM62 213H60V214H62ZM75 213V212H74ZM146 213V212H145ZM219 213L220 212H217V214L219 215ZM225 213V214H226ZM230 213V212H229ZM241 213V212H240ZM48 214H49V212H48ZM56 214V213H55ZM79 214V213H78ZM77 214V215H78ZM84 214H86V212L84 213ZM94 214V213H93ZM93 214H90V218L88 219V220H85V221H87V222H91L90 224L88 223L87 224V222H85L84 221V223L83 222H81V223H77L76 222V226H77V230H78V232L79 233H81L79 236L80 237H78V240H77V238H76V240H77V244L79 245L78 247H71L72 246V241L71 242H69L70 240H68L67 239V235L69 236V234L70 233H72V231H75L76 229H75V227H74V229L75 230H73L72 229V231L71 230H68L69 228L68 227H70V229H71V227L73 226H68L66 229H67V233H66V231L64 232V233H66V234H64L63 233V235H62V238L63 237H65V238H63V239H67V240H62V242H58V243H56V244H54V242H57L58 240H59V238L57 237V236H59V234H62V233H60L59 232V234H56L57 236V238L56 239H58L57 241H54L53 243H52V245H51V243H47V242H49V239H51V238H49L48 239V241L46 242V246H44L43 248H42V246H43V242L41 241V239L43 238L44 239V235H46V234H43V236L41 237V239H40V242H42L41 244H42V246L40 247V248H38L40 245V242H39V244H38V246L36 247V252H35V250H34V257H35V259H36V261L37 260H42L43 259V261H42V263L41 264H57V262H58V260H60V262L61 261H64V262H62L63 264H65V262H66V264H67V261H65V260H67L68 259V261H71V259L73 258L74 259V261H75V257H79L80 255H82V259H81V262L80 263H78L77 262V264H85V262H86V255H85V257H84V251H86V250H84V251H82V252H80V254L78 253L82 248H83V246H85V245H87V246H90L92 243L93 244H95V242L97 241V239H98V237L100 236V235H96V236H98V237H96V239H95V234H97V233H101V231L100 232H97V231H99L100 229H99V225L100 224H98L99 222H101L100 220H98V218L96 219L95 218V216L93 215ZM125 214V213H124ZM138 214V213H137ZM155 214H156V212H155ZM197 214V213H196ZM200 215H201V213H199ZM214 214V213H213ZM220 214H222V213H220ZM225 214H222V216L224 215L225 216ZM235 214V213H234ZM243 214V213H242ZM241 214V215H242ZM244 214H246V213H244ZM243 214V215H244ZM251 214V213H250ZM2 215V217H4ZM44 215H46V214H44ZM52 215V214H51ZM51 215H49L48 217H50ZM63 215V214H62ZM61 215V216H62ZM71 215V214H70ZM70 215H69V217H70ZM135 215V214H134ZM217 215V216H218ZM232 216H233V214H231ZM237 215V214H236ZM41 216V215H40ZM65 216H67V215H65ZM64 216V217H65ZM87 216V215H86ZM103 216V215H102ZM137 216H140V214H138ZM142 216V215H141ZM140 216V217H141ZM146 216V215H145ZM153 216H155V215H153ZM153 216H151V215H149V216H147V217H149V218H144V217H142L143 218V220L144 219H146L147 221H148V219L149 220H151L150 219V217H153ZM221 216V215H220ZM223 216V217H224ZM227 216V215H226ZM225 216V217H226ZM235 216V215H234ZM246 216V215H245ZM1 217V216H0ZM52 217H54V216H51L50 218H52ZM56 217V216H55ZM73 218H74V215L72 216ZM106 217V218H107ZM219 217V216H218ZM217 217V218H218ZM236 217V216H235ZM235 217H234V219H235ZM240 217V216H239ZM57 218H58V216H57ZM80 218H81V216H80ZM88 218V217H87ZM131 218V217H130ZM133 218V217H132ZM135 218V217H134ZM170 218V217H169ZM216 218V217H215ZM216 218V219H217ZM40 219V218H39ZM54 219V218H53ZM52 219V220H53ZM128 220H126V219H124L126 222H130L132 219H129V218H127ZM157 219H158V217H157ZM215 219V220H216ZM222 219H224V218H222ZM222 219H219V220H222ZM226 219V218H225ZM225 219L224 220H222V222L224 221L225 222ZM232 219V221H233V217L231 218ZM0 220H1V218H0ZM47 220V219H46ZM48 220H51V219H48ZM57 220V219H56ZM65 220V219H64ZM63 220V221H64ZM69 220V219H68ZM137 220V219H136ZM139 220L140 219H138V222H139ZM142 220V219H141ZM213 221H214V219H212ZM218 220V219H217ZM217 220L216 221H214L213 222V224L212 225H214V223L215 224H218V222H217ZM229 220V219H228ZM2 221V220H1ZM0 221V222H1ZM66 221V220H65ZM75 221H77L76 220V218H75ZM147 221H145V222H147ZM153 221V220H152ZM168 221V220H167ZM231 221V220H230ZM235 221H236V219H235ZM240 221V220H239ZM47 222V221H46ZM49 222V221H48ZM47 222V223H48ZM69 222H74V219H72V221H70L69 220ZM108 222V221H107ZM110 222V221H109ZM112 222V221H111ZM111 222H110V224H111ZM135 223H136V221H134ZM137 222V223H138ZM140 222H142V221H140ZM157 222V221H156ZM209 222V221H208ZM210 222H212V221H210ZM241 222V221H240ZM243 222V221H242ZM2 223V222H1ZM38 223H39V221H38ZM53 223V222H52ZM51 223V224H52ZM59 223H60V221L56 224V225H59ZM62 223V222H61ZM83 223V224H82ZM115 223V222H114ZM113 223V225H109L110 227H111V229H112V231H113V234L116 236V240L114 239L113 240V242H112V244L114 243V242H116V241H118L117 240V238H120V236L121 235H123V233L125 234V231L128 229V231H126V233L128 234V236L130 235V236H132V231L131 232H129V227H127V228H123V230H120L118 227L119 226H115V224ZM157 223H159V222H157ZM235 223V222H234ZM42 224H44V223H42ZM63 224V223H62ZM72 224H74V223H72ZM106 224V223H105ZM108 224V223H107ZM106 224V225H107ZM118 225H121V224H119V222L117 223ZM122 224L124 225V226H121V227H126L127 225H125V224H127V223H123L122 222ZM133 224V223H132ZM143 224V223H142ZM219 224H221V222L219 223ZM232 224H233V222H232ZM46 225V224H45ZM129 225H131L130 223H129ZM212 225L210 226V227H212ZM42 226H44V225H42ZM55 226V221H54V225H49L46 229H47V235H49V233H50V230H51V228L52 227H54ZM61 226V224L59 225V227ZM64 226V225H63ZM63 226H62V229H63ZM135 226V225H134ZM215 226V225H214ZM218 226V225H217ZM216 226V227H217ZM222 226V225H221ZM220 226V227H221ZM225 226H227L226 224H225ZM236 226H238V225H236ZM39 227H40V225H39ZM45 227V226H44ZM66 227V226H65ZM108 227V226H107ZM106 227V228H107ZM116 227L118 228V230H116ZM147 227V226H146ZM162 227V226H161ZM209 227V228H210ZM241 227V226H240ZM239 227V228H240ZM37 228V227H36ZM41 228H43V227H41ZM56 228L57 227H55V229L53 228V230H56ZM102 228V227H101ZM139 228V227H138ZM205 228H207V227H205ZM213 228V227H212ZM234 228V227H233ZM239 228H238V230H239ZM0 229V230H1ZM39 229V228H38ZM45 228H44V230H46ZM60 229V228H59ZM97 231H96V230ZM131 229H132V227H131ZM130 229V230H131ZM134 229V228H133ZM148 229H149V227H148ZM211 229V228H210ZM236 229V228H235ZM252 229V228H251ZM250 229V230H251ZM40 230V229H39ZM52 230V231H53ZM58 230V229H57ZM76 230V231H77ZM81 230V231H80ZM102 230H103V228H102ZM109 230V229H108ZM108 230H106L107 231V233H108ZM224 230V229H223ZM2 231V232H3ZM43 231V230H42ZM51 231V232H52ZM59 231V230H58ZM75 231V232H76ZM96 231V232H95ZM111 231V232H112ZM140 231V230H139ZM139 231H138V233H139ZM145 231V230H144ZM214 231H217V229L216 230H214ZM227 231V230H226ZM225 231V232H226ZM231 231H233L232 229H231ZM241 231V230H240ZM248 231V230H247ZM37 232H39V231H37ZM77 232V233H78ZM95 232V233H94ZM110 232V233H111ZM212 232V231H211ZM210 232V233H211ZM224 232V231H223ZM229 232V231H228ZM236 232V231H235ZM251 232H252V230H251ZM137 233V232H136ZM145 233V232H144ZM209 233V234H210ZM215 233V232H214ZM219 233H220V231H219ZM1 234V233H0ZM73 234V233H72ZM102 234V233H101ZM112 234V235H113ZM133 234H134V236H133V238L130 240V241H128V242H130L129 244H131V245H129V246H132V245H134V241L136 242V239L137 238H139V236H138V234H135V232L133 231ZM140 234V233H139ZM143 234V233H142ZM217 234V232L215 233V235ZM53 235H55V234H53ZM76 235V237H77V234H75ZM105 235V234H104ZM103 235V236H104ZM113 235V236H114ZM229 235H230V233H229ZM229 235H227V236H229ZM240 235V234H239ZM248 235H250V234H248ZM253 235V234H252ZM50 236H51V234H50ZM61 236V235H60ZM148 236V235H147ZM151 236H152V234H151ZM176 236V235H175ZM209 236V235H208ZM213 237H214V235H212ZM226 236V237H227ZM254 236V235H253ZM0 237H2L1 235H0ZM27 237V238H28ZM109 237V236H108ZM211 237V236H210ZM209 237V238H210ZM213 237L211 238V239H213ZM216 237V236H215ZM222 237V236H221ZM238 237V236H237ZM26 238V239H27ZM31 238V239H32ZM36 238V237H35ZM39 238V237H38ZM54 238H55V236H54ZM62 238H60V239H62ZM75 238V237H74ZM80 238V239H79ZM114 238V237H113ZM122 238V237H121ZM130 238V237H129ZM240 238V237H239ZM31 239H29V240H31ZM37 239V238H36ZM36 239H34L33 240V242H38V241H36ZM42 239V240H43ZM73 239V238H72ZM111 239V238H110ZM125 239V238H124ZM142 239V238H141ZM146 239V238H145ZM208 239V238H207ZM211 239H209L210 241H211ZM222 239V238H221ZM225 239V238H224ZM223 239V240H224ZM1 240V239H0ZM6 240H8V239H6ZM6 240H4V241H6ZM20 240V241H19ZM39 240V239H38ZM45 240V239H44ZM94 240H96V241H94ZM122 240V239H121ZM129 240V239H128ZM208 240V241H209ZM216 240V239H215ZM214 240V241H215ZM218 240V239H217ZM239 240V239H238ZM9 241V240H8ZM28 241V240H27ZM60 241V240H59ZM67 241V242H66ZM105 241V240H104ZM139 241V240H138ZM147 241V240H146ZM205 241H206V239H205ZM209 241V242H210ZM213 241V240H212ZM211 241V242H212ZM226 241V240H225ZM1 242V241H0ZM30 242V241H29ZM32 242V241H31ZM32 242V243H33ZM68 242L70 243V245L68 244ZM76 242V241H75ZM99 242H100V240H99ZM102 242H103V240H102ZM119 242V241H118ZM127 242V241H126ZM144 242V241H143ZM234 242V241H233ZM237 242V241H236ZM6 243H7V241H6ZM15 243V242H14ZM91 243V244H90ZM104 243V242H103ZM102 243V244H103ZM2 244V243H1ZM0 244V245H1ZM8 244H9V242H8ZM7 244V245H8ZM12 244V243H11ZM16 244V243H15ZM20 244V243H19ZM27 244V243H26ZM30 244V243H29ZM33 244H35V243H33ZM37 244V243H36ZM84 244V245H83ZM123 244V243H122ZM121 244V245H122ZM208 244V243H207ZM228 244V243H227ZM238 244V243H237ZM18 245V244H17ZM16 245V246H17ZM28 245V244H27ZM31 245V244H30ZM54 245V246H53ZM99 245V244H98ZM128 245V244H127ZM146 245V244H145ZM210 245V244H209ZM221 245V244H220ZM10 246V245H9ZM14 246V245H13ZM19 246H21V245H19ZM81 246H82V248H81ZM101 246V245H100ZM129 246H127L128 248H130ZM207 246V245H206ZM234 246V245H233ZM0 247H2V245L0 246ZM5 247V246H4ZM4 247H3V249H4ZM7 247V246H6ZM27 247V246H26ZM26 247H24V248H26ZM29 248L27 249L28 251H30L29 249H33V248H31L30 246H28ZM46 247V249H44ZM98 248H99V246H97ZM108 247H110V246H108ZM119 247H120V245H119ZM118 247V248H119ZM135 247V246H134ZM134 247H131V248H134ZM214 247V246H213ZM11 248V247H10ZM15 248V247H14ZM23 248V247H22ZM23 248V249H24ZM38 248V249H37ZM42 248V251L40 250L39 251V249H41ZM84 248H86V247H84ZM88 249H89V247H87ZM117 248V247H116ZM124 248V247H123ZM125 248H126V245H125ZM130 248V249H131ZM217 248V247H216ZM218 248H220V246L218 247ZM217 248V249H218ZM225 248V247H224ZM2 249V250H3ZM6 249H8V248H6ZM12 249V248H11ZM15 249H17V247L15 248ZM23 249H22V251H23ZM26 249H25V251H26ZM43 249L44 250H47V251H45L44 252V254H43ZM52 249L54 250V251H52ZM72 251H71V250ZM87 249V250H88ZM175 249V248H174ZM13 251L11 252V254L12 253H15V251H14V249H12ZM83 250V249H82ZM96 250V249H95ZM109 250V249H108ZM123 250V249H122ZM129 250V249H128ZM127 250V251H128ZM132 250V249H131ZM168 250V249H167ZM203 250V249H202ZM210 250V249H209ZM213 250V249H212ZM18 251V250H17ZM27 251V252H28ZM91 251V250H90ZM104 251V250H103ZM113 251H115L114 249H113ZM236 251V250H235ZM2 252V251H1ZM4 252H6V250L4 251ZM27 252L25 253L24 251H23V253L22 254H27ZM31 252V251H30ZM51 252V253H50ZM203 252V251H202ZM231 252H233V251H231ZM6 253H8V251L6 252ZM47 253H49V255L47 256ZM86 253V252H85ZM95 253H96V251H95ZM114 253V252H113ZM116 253H118V251L116 250V252L114 253V255L116 254ZM121 253V252H120ZM119 253V254H120ZM123 253V252H122ZM121 253V254H122ZM204 253V252H203ZM202 253V254H203ZM5 254V253H4ZM17 254V253H16ZM16 254H14V255H16ZM20 254V253H19ZM21 254V255H22ZM23 255L24 256V259H25V256L26 255ZM167 254V253H166ZM2 255H3V253H2ZM8 256L10 255V252L7 254ZM13 255V256H14ZM30 255H31V253H30ZM88 255V254H87ZM117 255V254H116ZM204 255H205V253H204ZM215 255V254H214ZM4 256H6V255H3V257ZM23 256L21 257V256H19L18 258H23ZM28 256H29V253H28ZM45 256V260H44V257ZM47 256V257H46ZM94 256V255H93ZM108 256H110V255H108ZM119 256V255H118ZM201 256V255H200ZM210 256V255H209ZM227 256V255H226ZM231 256H233V255H231ZM1 257V256H0ZM32 257V256H31ZM81 257V256H80ZM111 257H113V256H110V258ZM115 257V256H114ZM211 257V256H210ZM209 257V258H210ZM213 257V256H212ZM225 257V256H224ZM2 258V257H1ZM0 258V259H1ZM4 258H6V260L9 258H7V256L6 257H4ZM14 258H15V256H14ZM30 258V257H29ZM28 258V259H29ZM103 258V257H102ZM201 258V257H200ZM205 258V257H204ZM10 259V258H9ZM28 259H27V264H28ZM72 259V260H73ZM213 259H214V257H213ZM220 259V258H219ZM222 259V258H221ZM3 260V259H2ZM21 260H23V259H21ZM21 260H19V263H20V261ZM26 260V259H25ZM29 260H31V258L29 259ZM76 260H77V258H76ZM109 260V258L107 259V261ZM115 260V259H114ZM4 261V260H3ZM8 261V260H7ZM6 261V262H7ZM9 261H11V260H9ZM8 261V264L10 263ZM35 261V262H36ZM73 261V263H75ZM111 261H113V259L111 258V260H110V262ZM211 261V260H210ZM0 262H1V260H0ZM12 262H13V260H12ZM22 262V261H21ZM25 262V261H24ZM35 262H33L34 264H36V263H38L39 261H37L36 263ZM55 262V263H54ZM88 262V261H87ZM198 262V261H197ZM1 263H3V262H1ZM14 263H16V260L14 261ZM26 263V262H25ZM30 263V262H29ZM205 263V262H204ZM4 264V263H3ZM30 264H32V263H30ZM38 264H40V262L38 263ZM60 264V263H59ZM69 264H72L71 262H69ZM88 264V263H87ZM92 264V263H91ZM100 264V263H99ZM115 264V263H114ZM117 264V263H116ZM198 264V263H197ZM209 264H210V262H209Z\"/></svg>",
	"mask_w": 264,
	"mask_h": 264
}]
</instances>
